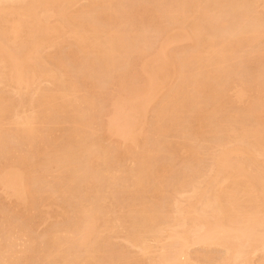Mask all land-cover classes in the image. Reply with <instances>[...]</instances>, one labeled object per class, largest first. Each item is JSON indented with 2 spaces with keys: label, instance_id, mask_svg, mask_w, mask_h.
<instances>
[{
  "label": "rangeland",
  "instance_id": "obj_1",
  "mask_svg": "<svg viewBox=\"0 0 264 264\" xmlns=\"http://www.w3.org/2000/svg\"><path fill=\"white\" fill-rule=\"evenodd\" d=\"M4 2H7L6 4L9 3V1L11 0H3ZM169 1V3H168ZM183 1H184V4H187L190 0H155V3H154V0H100V1H96L95 4H92L93 2H90L89 0H77L76 3L73 2L70 6V8H68L66 11L69 12H65L66 13V16L65 18L67 17L68 19H72L73 17H80L78 18V22H80V20H82V22H85V23H81V24H85L87 26H90V27H96L98 28V30H110L112 29L115 33L118 34V30L120 31L118 36L120 35L119 38H122V40H124V43H126V41H130L128 42V44L126 43L124 45L123 48H127V51L129 52H126L125 49H119L117 50V52L115 53L117 55V53H119V58L118 56L116 57V55L114 57H116L114 59V62H118L119 60H121V62L119 61V63H115V67L113 69H116V71H114L113 69L111 70V72H105V71H101L99 72L100 70H103V65L100 67L98 64H100L99 61L97 60H100L98 58V50H96V48H94L93 50H88L87 52H80L78 50V48L76 47L74 41H71L72 39L68 37V33L66 32L67 30H65V32L63 31L60 36H59V40L56 38V41L58 42V45L56 46H51V45H43L42 48L39 50L37 49V52L40 54L42 51V53L38 56L40 57H37V52H35V54L33 53L34 57H37L36 60H40V61H37L38 63L40 64H43L44 65V69L45 67L47 68V70L49 71H54L55 73V70L58 69L59 71H63V72H58L56 70V79L57 81L55 83L51 82V80L49 79L48 81H50V83L47 81L48 78L46 77H41L39 80H36V85H35V88L40 91L36 90L34 88V90H30V91H27L25 89H22V88H17L15 84L8 82H4L2 83V85L0 84V101H1V104L0 105H3V106H8V111L10 112H6L5 114H2L0 115V180H1V177L4 176L5 174L4 173H7L8 172H12V171H15V169H19L21 168V170L24 169L25 171V177H24V181H23V184H25L24 182H26V185H23L21 188L24 189L26 192H28L29 194L27 195L28 198H25V199H18L16 197V194L14 193H10L9 190H6L5 187L3 186V184L1 183L0 181V237L1 239L0 240H4L3 243H0V248H2V246H4L5 243V239L6 241L8 239H10L11 237H13V232L15 230H20V231H23L24 232V229H25V233H21V234H25V236L27 235L28 233V240L29 238L31 237L32 239H30L28 242L29 245L31 246V248L34 250L35 248H37L35 251H33L30 246H28L29 249H31V253H33V255H31V253H28L25 257H26V261H28V264H45L46 260V264H50L51 262H49L48 259H41L42 257L44 258L43 256V253L47 250V248H49L48 245H50V248H51V243L49 244L50 242V239L47 241V237L50 238V234H53L56 232L59 234V232H61V230L63 229H66V228H72L76 223V222H79V219H78V208L79 206L81 205V203H84L85 206L88 205L86 204V202L92 198H94V201L99 197L100 194H104L101 195V199L99 197V203H102V197L103 199L104 198H107V199H104V201H107L108 198H109V202L105 204L104 206V203L103 204H99L100 205V210L103 212V210L101 209V206H104L105 207H108L107 205H109V208L108 209H103L105 210L103 213L104 215H106L104 217L101 216V220H102V217L103 218H110V219H121V217L124 219H121V221L123 222L122 225H124L125 223H127L129 226V228H127V225L125 224L126 228H124V226L122 227L119 226L117 228V231L114 232H110L109 234L106 233L108 237H106V239H103V240H99L98 242H96V244L100 243L99 245H95L94 247H97L95 248V253L94 255V258L96 260H94L93 262H91L90 264H131V261L133 262L132 264H161V260L162 262H164V260H166V258L164 259V257H167V259H169V257H174L176 258V260L180 263H184L186 262L187 259H189V263L191 264H222V263H230V264H264V249L261 248V249H248L246 250L244 253V257L242 255V258H238V260H236V262H232L230 261L232 258H230V256L227 255L226 253V250L224 249V247H218V246H205V245H202V244H193L192 243V246L190 244V246L188 247L187 249V253H185L183 255V253H181L180 255V252H177L175 248L171 247L170 245H172V242H170V235H171V229L173 228V226L175 227V220L174 219H171V218H176V214H177V210L178 209H175L174 205L177 203V207L178 205L180 207H182V209H179L180 211L181 210H188V209H193L195 210L196 212V208L197 206L199 207V205H196V202L194 203L195 200L193 199H190V197L192 198L191 195H193L191 191H193L192 187L198 185L197 183H201V181H204L206 183H204L203 185L204 186H200L202 187V189H200L199 186H196V187H199V190H201V192H203V190L206 192L209 190L207 185L211 184L213 186V188L215 187V183H212L215 177V175H217V177H221L223 178V176H225L226 172L224 173L222 171V175L221 174H217V173H213L211 171V166L213 165V161H214V156L217 154V152L219 153L220 151V148H221V143H222V146L223 145H226L227 148H231L233 145L231 144V142L234 144V141L232 140H235V137H237L236 134L239 133L238 131V128L240 127L241 128V125H243L245 128H251L253 130V128H255L254 130H258L259 129V123L260 121H262V123L260 124L261 127H262V124L264 123V93L261 92V91H258L259 93L261 92V94L258 93L257 95V90L261 89V87L259 88V84H254V83H258L257 81H260V83L262 82V86L264 85V78L263 79H260L262 77H264V39H259L258 40H254V43L253 41L252 42H248V43H244L247 45H249V48L248 46H242L243 49H238L236 50V54L235 52L233 53L232 56H234V60L231 61L233 58L232 56L229 58L228 60V63L226 62V64L223 66V69H219L218 72H216L214 69L211 68V66L209 67V65H207L206 63H200L197 64L194 63L193 61L191 63H188L189 61H185V59H187L189 57L190 54H192L194 51L195 48L198 49L199 47H207L208 44L206 43H211L213 42L212 44L215 43V45L218 44V41H219V35L222 34L223 37H221V40L219 41L220 43L223 41L222 39L223 38H226L224 37L225 35L228 37V34L229 37L232 36V35H236L234 37L236 38H239L240 37V34H237V31L236 30V27L238 26H244V24L246 25L247 27V19L249 17L248 14L251 13V18H250V23H248L249 25L248 26H253L254 24V20L257 19L259 20V22L261 23L260 20L264 19V15L261 16V14H264V1L262 0H244V1H240L238 4H228L227 1H223L221 0L222 2H227L228 6L226 8H224L221 12H225L226 14L228 13L229 16H227L225 13L222 14L221 12H216V15L214 17V19L217 17V16H220V15H223L225 17H222L223 21L225 20H229L230 18H232L231 16L235 15V13H239L238 10H236L237 12H235V9H236V6L237 5H240L242 6L241 9H245L243 10V13L245 14H242V11L241 14H242V17H247L246 15H248L247 18H245L246 21H242L241 18H239L238 20L241 21L240 25L239 24V21L237 19L236 22L237 24H233L232 25V22L235 23V16H239V14H236L233 19H231V21H229V25L231 23V27H229L228 31L229 32H224L225 35L223 34V31H226L225 28L227 27V23L226 21L223 22L222 20L221 21H216L218 28L221 27V28H217V25H214V26H211V24H215V20L217 19H220L217 18L215 19L214 21H210V23H207L210 25L211 30H209L208 28H210L209 26H205L206 29L203 31H200V33H198L197 35H194V33L196 34V28L198 27V25H196L195 20L196 22H200L198 21L196 18L194 17H191L189 18H184V20H179L177 22H171V21H174V18L172 17V15L169 16V13H167V17H165L164 19V14L166 15V12L164 11V9L166 10L169 5L170 7L172 8L174 5H176L177 7V4H183ZM185 1H188L187 3H185ZM203 2L207 1L206 4H208L209 0H202ZM216 1H219L216 2ZM229 1V0H228ZM253 1H256V2H253ZM100 2V3H99ZM105 2V3H104ZM153 2V3H152ZM160 2L162 4H160ZM167 2V3H166ZM173 2V4H172ZM204 2V3H205ZM213 1L210 0L209 4L211 6L214 5L213 3L219 5L220 4V0H214V2L212 3ZM107 6H105L104 4ZM145 3V4H143ZM151 3V4H150ZM166 3V4H165ZM253 3H257V4H253ZM263 3V4H262ZM5 4V5H6ZM58 5L60 4V1L59 3H57ZM102 4V5H100ZM149 4V5H148ZM168 4V5H167ZM253 7H252V5ZM90 5V6H89ZM95 5V6H94ZM126 5V6H125ZM128 5V6H127ZM164 5V6H162ZM166 5V6H165ZM173 5V6H172ZM97 6V7H96ZM99 6V7H98ZM101 6V7H100ZM141 6V7H140ZM147 6V7H146ZM154 6V7H153ZM156 6V7H155ZM161 6V7H160ZM215 6V5H214ZM235 8H233V7ZM248 6V7H247ZM86 7V8H85ZM89 7V8H87ZM106 7V9H105ZM109 7V8H108ZM161 10H159L158 9ZM163 7V8H162ZM165 7V8H164ZM167 7V8H166ZM175 7V6H174ZM173 7V8H174ZM245 7V8H244ZM128 8V9H127ZM133 8V9H132ZM137 8L139 10H137ZM152 8V9H151ZM228 8V9H227ZM230 8V9H229ZM251 9L250 11H247L249 9ZM263 8V9H262ZM156 9V10H155ZM232 9V10H231ZM95 10V11H94ZM142 12H141V11ZM144 10V11H143ZM154 10V11H153ZM189 10V9H188ZM234 10V11H233ZM253 10V11H252ZM254 10L255 12H258V13H255L254 14ZM258 10V11H257ZM57 12V9L55 10ZM54 11V12H55ZM85 11V12H84ZM92 11V12H91ZM103 11V12H102ZM110 11V12H109ZM112 11V12H111ZM245 11L247 12V14L245 13ZM72 12V13H71ZM81 12V13H80ZM138 12V13H137ZM145 12V13H144ZM158 12L161 13V15L163 17H161L160 13L158 14ZM162 12H165L162 14ZM249 12V13H248ZM87 13V14H86ZM151 13V15H150ZM261 13V14H260ZM132 14V15H131ZM138 14V15H137ZM143 14V15H142ZM145 14V15H144ZM232 14V15H231ZM240 14V15H241ZM253 14V16H252ZM258 14V15H257ZM69 15V16H67ZM75 15V16H74ZM80 15V16H79ZM112 15V16H111ZM153 15V16H152ZM260 16V18H257L256 17ZM131 16V17H130ZM135 18H134V17ZM140 16V17H138ZM148 16V18H147ZM160 16V17H159ZM83 17V18H82ZM137 17V18H136ZM143 17V18H142ZM152 17V18H151ZM155 17V18H154ZM157 17V18H156ZM159 17V18H158ZM229 17V19H228ZM255 17V18H253ZM73 18V19H74ZM85 18V19H84ZM140 18V20H139ZM146 18V19H145ZM154 18V19H153ZM237 18V17H236ZM253 18V19H252ZM132 19V20H130ZM142 19V20H141ZM170 19V20H169ZM251 19H252V22H251ZM52 20L54 21V19H51L50 21L52 22ZM76 20V21H75ZM75 23H78L77 22V18H75ZM91 20V21H90ZM94 20V21H93ZM146 20V21H145ZM150 20V21H149ZM234 20V21H232ZM249 20V19H248ZM109 21V22H108ZM130 23H129V22ZM155 21V22H154ZM157 21V22H156ZM187 21V22H186ZM191 21V22H190ZM264 21V20H263ZM117 22H120V24L117 26ZM222 22V23H221ZM89 23L91 25H89ZM94 23H96L94 25ZM105 23V25H104ZM122 23V24H121ZM158 27H156V25ZM179 23V24H178ZM201 23V22H200ZM198 23V24H200ZM221 23V24H220ZM252 23V24H251ZM259 23V24H260ZM109 24V26L107 25ZM146 24V25H145ZM159 24V25H158ZM181 24V25H180ZM94 25V26H93ZM100 25L101 28L98 26ZM102 25H103V28H102ZM136 25V26H135ZM168 27H167V26ZM174 27H177V28H173ZM202 25H204V23H202ZM236 27H235V26ZM261 25V29L264 28V23L263 24H260ZM107 26V27H106ZM135 26V27H134ZM158 29H156L155 27ZM191 26V27H190ZM196 26V27H195ZM234 26V27H233ZM112 27V28H111ZM147 27V28H146ZM154 27V28H153ZM195 27V28H194ZM208 27V28H207ZM214 27H216V29L213 31ZM227 27V28H228ZM245 27V26H244ZM168 28V29H167ZM226 28V29H227ZM235 28V29H232ZM175 29V32L173 31ZM191 29V30H190ZM218 29V32L220 33H217L216 30ZM222 29V30H221ZM117 30V32H116ZM125 30V31H123ZM170 30V32H169ZM180 30L181 32H184V33H189L190 35H194V37H192L191 41H183V40H176V37L178 35H176V32ZM187 32H186V31ZM264 30V29H263ZM123 31V32H122ZM137 31V32H136ZM162 31V32H161ZM212 32V33H217V34H209L210 38L208 39L207 38V32ZM235 31V32H233ZM122 32V33H121ZM133 32V33H132ZM193 32V33H192ZM205 32V33H204ZM168 33V34H167ZM201 33H204L203 35ZM234 33V34H232ZM166 34H167V38H166ZM170 34V35H169ZM179 34V32H178ZM207 36H206V35ZM65 35V36H64ZM143 35V36H142ZM165 35V36H163ZM169 35V36H168ZM173 35V36H172ZM175 35V37H174ZM201 35V36H200ZM205 35V38H204V41H203V36ZM212 35V36H211ZM239 35V37H238ZM123 36H127L126 37V40L123 39L125 37ZM139 36V37H138ZM200 36V37H199ZM263 38H264V35H262ZM261 36V38H262ZM134 38L136 39L137 41H139V43H137V41L133 42V40H129L130 38ZM162 37V38H161ZM173 37V38H172ZM211 37H213V41L211 39ZM216 37L218 38V41H215L217 40ZM64 38V39H63ZM66 38H69V39H66ZM150 38V39H149ZM156 38V39H154ZM164 38V39H163ZM174 39L176 40L175 42L173 41L172 43H170L169 45H164L165 42H166V39ZM196 38V40H195ZM207 38V39H206ZM128 39V40H127ZM140 39V40H139ZM153 39V40H152ZM193 39H194V42H193ZM198 39V41H197ZM200 40V42H199ZM261 40V41H260ZM60 41V42H59ZM62 41V42H61ZM70 41V42H69ZM144 41L146 44H144ZM154 41V42H153ZM171 41V40H170ZM203 41V42H202ZM69 42V43H68ZM141 42V44H140ZM162 42H164V44H162ZM99 43V41H98ZM129 43L131 44L129 45ZM149 43V44H148ZM163 45L166 47V51L164 49H160L162 46H159L158 45ZM161 43V44H160ZM196 43V44H195ZM217 43V44H216ZM134 44V45H133ZM202 44H205V45H202ZM73 45V46H72ZM140 47H139V46ZM144 45V46H143ZM202 45V46H201ZM220 45V44H219ZM127 46H131L130 48H128ZM251 46V47H250ZM46 47V49H45ZM135 49H138L137 47H139V49L137 50V52H133L132 50L135 51V49H131V48H134ZM148 47V48H147ZM164 47V48H165ZM204 47V48H205ZM77 48V49H76ZM163 48V47H162ZM43 49V50H42ZM129 49V50H128ZM150 49V50H149ZM152 49V50H151ZM158 49L162 52V50H164L166 52V54L168 55V65H167V68L169 69V71L167 69L164 70V74L161 75V77L163 78V80H159V88L158 90H156V95H154V98L153 96L151 98V105H148L147 107V110L146 112L144 111L143 114V117L141 116L140 117V120L141 122H138L140 125L139 127L138 124L136 125V127L134 128V132L135 135H134V141L131 140V141H124L122 138L118 137V135H116L113 130L109 127L110 126V119L113 115V112H114V108H113V104L116 103V101L119 100L118 97L121 96V94H125L128 95V93H135L132 94L134 95L133 98H135L137 101H141L142 99L141 98V95L143 94V96H146L145 95V91H143V89L145 88L146 89V81L145 80V76L144 74L142 73L141 69L144 64L147 65L149 64V61H153V63L155 64L154 60L156 59V55L154 56L153 54H157L156 52L158 51ZM248 49V50H247ZM77 50V51H76ZM168 50V51H167ZM243 50V51H241ZM132 51V52H130ZM142 51V52H140ZM239 51V52H238ZM34 52V51H33ZM72 52V53H71ZM89 52V53H88ZM91 52V54H90ZM138 52H140L139 54H137ZM146 52V53H145ZM182 52V53H180ZM249 52V53H248ZM79 53V54H78ZM122 53V54H120ZM127 53V54H126ZM135 53V54H134ZM159 53V52H158ZM240 53V54H238ZM78 56H77V55ZM126 54V55H125ZM151 54V55H149ZM160 54V53H159ZM176 54V55H175ZM262 54V55H261ZM30 56L32 54H29ZM72 55V56H71ZM87 55V56H86ZM93 55V57H92ZM153 55V56H152ZM181 55V56H180ZM83 56V57H82ZM96 56V58H95ZM124 56V57H123ZM129 56V57H128ZM152 56V57H151ZM158 56V55H157ZM185 56V57H184ZM32 57V56H31ZM50 57V58H49ZM121 57V59H120ZM151 57V58H150ZM153 57H154V60H153ZM179 57V58H178ZM45 58V60H44ZM54 60H53V59ZM80 58V59H79ZM124 58V59H123ZM128 58V59H127ZM60 59V60H59ZM93 59V61H92ZM117 59V60H116ZM147 59V60H146ZM150 59V60H148ZM178 59V61H177ZM239 59V60H238ZM44 61V62H41ZM81 60V61H80ZM124 60V61H123ZM136 60V61H135ZM157 60V59H156ZM171 60V62L169 61ZM175 60V61H174ZM259 60V61H258ZM95 61V62H94ZM127 63H126V62ZM59 62V63H58ZM91 64H90V63ZM196 62V61H195ZM95 63V65L93 64ZM136 63V64H135ZM177 63V65H176ZM184 63V64H183ZM246 63V64H245ZM259 63V65H257ZM55 64V65H54ZM64 64L66 66H64ZM118 64V65H117ZM124 64V65H123ZM129 64V65H128ZM141 64V65H140ZM171 64H173L171 66ZM262 64V65H261ZM70 65V66H69ZM100 67L101 69L99 70V68L96 67ZM139 65V66H138ZM151 65V64H150ZM153 65V64H152ZM182 65V67H181ZM185 65V66H184ZM200 65V66H199ZM204 65V66H203ZM261 65V67H259ZM92 66L94 68V70L92 69ZM121 68H120V67ZM176 66V67H175ZM193 66V67H192ZM260 68V70H257V67ZM57 67V68H56ZM83 67H85L83 69ZM89 67V68H88ZM172 67V68H171ZM174 67V68H173ZM184 67V68H183ZM188 67V68H187ZM200 67V68H199ZM209 67V68H208ZM253 67V68H252ZM263 67V68H262ZM55 68V70H54ZM97 68V69H96ZM120 68V69H118ZM181 68V69H179ZM190 68V69H189ZM193 68V69H192ZM255 68V69H254ZM83 69V70H82ZM93 72H92V70ZM179 69V70H178ZM188 69V70H187ZM192 69V70H191ZM198 69V71H197ZM200 69V70H199ZM46 70V69H45ZM97 70V71H96ZM176 72H175V71ZM188 72H187V71ZM247 70V71H246ZM255 70V71H254ZM98 73H96V72ZM113 71V72H112ZM125 71V72H124ZM195 71V72H194ZM211 71V72H210ZM235 71V72H234ZM237 71V72H236ZM254 71V72H253ZM256 71H257V74H258V71L260 72L258 75L256 74ZM262 71H263V74H262ZM83 72V73H82ZM106 74V76L103 74ZM165 72L167 73L165 75ZM182 72V73H181ZM185 72V73H184ZM203 72V73H202ZM213 74V75H211ZM214 72L217 74V76L214 74ZM252 72V73H251ZM87 73V74H86ZM101 73V74H100ZM177 73V74H176ZM198 73V74H197ZM221 73V75H220ZM67 77H65L66 75ZM108 74V75H107ZM114 74V75H113ZM180 74V75H179ZM253 74V76L251 75ZM254 74H255V79H254ZM262 74V75H260ZM64 75V76H63ZM70 75V77H69ZM143 75V76H142ZM177 75V76H176ZM191 75V76H190ZM204 75V77H203ZM220 75V77H219ZM234 75V76H233ZM260 75V76H259ZM112 76V77H111ZM179 76V77H178ZM259 76V79L258 77ZM63 80H62V78ZM84 77V78H83ZM87 77V78H86ZM160 77V76H159ZM210 79H209V78ZM253 77V78H252ZM44 78V79H42ZM46 78V80H45ZM61 78V80H60ZM69 78H71L69 80ZM121 78V79H120ZM183 78V79H182ZM189 78V79H188ZM204 78V79H203ZM208 78V80H207ZM219 78V79H218ZM231 78V79H229ZM248 78V80H247ZM82 79V80H81ZM185 79V80H184ZM228 79V80H227ZM234 81H231L233 80ZM254 79V81L252 80ZM258 79V80H257ZM64 80H68L70 82H72L71 80H73L72 83H75L76 86H78V90L79 92L77 93V95H79L78 97L83 100V102L81 100H79L76 104V108L77 109H72V108H63L64 110H62L61 112L59 111H50L47 112L46 110L44 111L43 109H45V106L43 107L44 103L43 101L45 100V98H49V97H54L56 96V98L58 97L59 94L58 91H63V90H67V88L65 89L66 86H69V82H65ZM180 80V81H179ZM237 80V81H236ZM257 80V81H256ZM61 81H63L62 83H60ZM82 81V82H81ZM84 81V82H83ZM121 81H123L121 83ZM138 81V82H137ZM192 81V82H191ZM206 81V82H204ZM213 85H212V83ZM221 81V82H219ZM226 81V82H225ZM249 81H253V84L252 82L249 83ZM42 82V83H41ZM144 82V83H143ZM229 82V83H228ZM238 82V83H237ZM244 82V83H243ZM9 83V84H8ZM60 83V84H58ZM64 83V84H63ZM86 83V84H85ZM191 83V84H190ZM193 83V84H192ZM206 83V85L204 84ZM209 83V85H208ZM231 83V84H230ZM41 84V85H40ZM121 84V85H120ZM200 84V86H199ZM202 84V86H201ZM224 84V85H223ZM55 85V86H54ZM60 88H58L59 86ZM124 85V87H123ZM145 85V86H144ZM186 85L188 87H186ZM197 85V86H196ZM219 85V87H218ZM232 85V86H231ZM247 85V86H246ZM256 85V87H255ZM10 86V87H9ZM37 86V87H36ZM239 86V87H238ZM120 87H123L120 88ZM183 87V88H182ZM190 87V88H189ZM210 87V88H209ZM215 87V88H214ZM224 87V88H223ZM4 88V89H2ZM58 88V89H57ZM189 88V89H188ZM195 90H194V89ZM198 88H201V89H198ZM206 88V89H205ZM242 88V89H241ZM23 91H22V90ZM54 89V90H53ZM61 89V90H60ZM117 89V90H116ZM127 89V90H126ZM130 89V91H129ZM142 89V90H141ZM186 89V90H185ZM205 89V90H204ZM225 89V91H224ZM246 89V90H245ZM255 89V91H254ZM124 90V91H123ZM141 90V91H140ZM178 90V91H177ZM208 90V91H207ZM213 90V92H211ZM216 90V91H215ZM237 90V91H236ZM245 90V92H244ZM262 90V89H261ZM45 91V92H43ZM52 91V92H51ZM83 91V92H82ZM120 91V92H119ZM129 91V92H128ZM133 91V92H132ZM135 91V92H134ZM136 91H138L137 93V96H136ZM202 91V92H201ZM218 91H220L218 93ZM242 91V93H241ZM263 91H264V86H263ZM22 92V93H21ZM24 92V94H23ZM101 92V93H100ZM142 92V94H141ZM171 92V94H170ZM181 92V93H180ZM197 92V93H196ZM200 92V93H199ZM207 92V93H206ZM215 92V96L213 97V94L211 93H214ZM225 92V94L223 93ZM3 93V94H2ZM38 93V94H37ZM121 93V94H120ZM155 93V92H154ZM159 93V94H158ZM193 93V94H192ZM218 93V94H217ZM222 93V94H221ZM239 93H241L239 95ZM255 93V94H254ZM88 94V95H87ZM101 94V95H100ZM124 94V95H125ZM172 94L174 96V94L176 96H174L177 100H176V103H178L177 101H179V107H175L173 108L172 112H175V115L174 114H171L173 116H171L172 120L169 122L168 118V115L167 117L165 118V114L166 112L168 111H165L164 109H162L161 111H163V115L161 117V119L163 118V121L164 123H166L165 125L167 126L166 130L165 128H159L157 129V125L155 126L154 124H156L158 122L157 117H156V113L159 112L160 108H164L166 105V102L167 103H171V100H172ZM204 94V95H203ZM212 95L210 97V95ZM263 94V95H262ZM32 95V96H31ZM54 95V96H52ZM153 95V94H152ZM159 95V96H158ZM208 95V96H207ZM226 95V97H224ZM257 95V96H256ZM22 96V97H21ZM137 98H136V97ZM140 96V97H139ZM182 96L184 98H182ZM260 98H259V97ZM3 97V98H2ZM24 97V98H23ZM93 97V98H92ZM164 97V98H162ZM169 97V98H168ZM173 97V98H174ZM179 97V98H178ZM187 97V99H186ZM22 98H23V101H22ZM29 100H28V99ZM33 98V99H31ZM40 100H39V99ZM55 98V97H54ZM95 98V99H94ZM118 98V99H117ZM144 98V97H142ZM171 98V100H170ZM174 98V99H175ZM192 98V99H191ZM210 98V99H209ZM215 98V99H214ZM219 98V99H217ZM260 99L259 102L256 100ZM32 102H31V100ZM96 101H94V100ZM139 99V100H138ZM168 99V100H167ZM173 99L172 102H174L175 100ZM180 99V100H179ZM182 99V100H181ZM185 99V101L183 100ZM212 99V100H211ZM216 99H217V102H216ZM254 99V100H253ZM4 100V101H3ZM11 100V101H10ZM25 100V101H24ZM162 100H164L162 102ZM188 102H187V101ZM212 102H211V101ZM27 101V103H26ZM42 101V102H41ZM81 101V102H80ZM87 101V102H86ZM90 101L92 102L91 104H87V103H90ZM220 101V102H219ZM3 102L5 104H3ZM7 102V103H6ZM31 102V103H30ZM86 102V103H85ZM161 102V103H160ZM198 102V103H197ZM211 102V103H210ZM213 102H215V104H213ZM249 102V103H248ZM255 105H254V103ZM257 102V103H256ZM25 103V104H24ZM30 103V104H29ZM43 103V104H42ZM86 106H84L83 105ZM169 103V104H170ZM175 103V102H174ZM181 103V104H180ZM218 103L220 105H218ZM261 103V104H259ZM263 103V104H262ZM33 104V105H32ZM40 104V105H38ZM93 104V105H92ZM101 104V105H100ZM160 105V106H157V105ZM163 104V105H162ZM172 104V103H171ZM170 104V105H171ZM203 104V105H202ZM213 104V105H212ZM224 104V105H223ZM256 104H258V106H256ZM35 105V106H34ZM37 105V106H36ZM91 105V106H90ZM162 105V106H161ZM169 105V108H171ZM193 105V106H191ZM210 105V106H209ZM216 108H214L215 106ZM254 105V106H252ZM15 106V107H14ZM20 106V107H19ZM25 106V107H24ZM31 106V107H30ZM42 106V107H41ZM80 108H79V107ZM83 106L84 109H81ZM168 106V105H166ZM213 108L214 109H211L209 111L210 108ZM250 106V107H249ZM252 106V108H251ZM260 106V107H259ZM263 106V108H262ZM28 107V108H27ZM88 107V108H87ZM258 107V108H257ZM16 108V109H15ZM86 108V109H85ZM92 110L90 111L89 110ZM95 110H93V109ZM159 108V109H158ZM167 108V107H166ZM165 108V109H166ZM188 108V109H187ZM219 108V109H218ZM224 108V109H223ZM251 110H250V109ZM260 108V110H259ZM31 109V110H30ZM34 109V110H33ZM69 109V111H68ZM90 111H88V110ZM216 109V110H215ZM218 109V110H217ZM255 109L258 111H255ZM262 109V110H261ZM14 110V111H13ZM155 110V112H154ZM250 110V112L248 111ZM12 111V112H11ZM38 111V112H37ZM43 111V112H42ZM75 111V112H74ZM88 111V115H84L86 114V112ZM157 111V112H156ZM170 111V110H169ZM209 111V112H208ZM247 111V113H246ZM251 111H254L251 112ZM19 112V113H18ZM35 112V113H34ZM74 112V113H73ZM85 112V113H84ZM109 112V113H108ZM153 112V113H152ZM202 114H200V113ZM206 112V113H205ZM208 112V113H207ZM257 112V114H256ZM13 113V114H12ZM77 113V114H76ZM169 113V112H168ZM177 113V114H176ZM222 113V114H221ZM246 113V114H245ZM254 115H253V114ZM32 114V115H31ZM36 114V115H35ZM70 114V115H69ZM179 114V115H178ZM197 114V115H196ZM203 114H204V117L205 119H202L203 117ZM213 114V115H212ZM242 114V115H241ZM244 114V115H243ZM249 114V116H248ZM261 114V115H260ZM8 115V116H7ZM28 117H32L34 116L35 120H34V125H32L33 127V130L36 131L35 132V136L33 135V138H29L27 140V138H17L15 137V133L17 132V129L18 131L21 129V124L22 123V119H26L27 116ZM31 115V116H30ZM76 115V116H75ZM199 115V116H198ZM207 115V116H206ZM210 115V116H208ZM252 115V116H250ZM10 116V118H9ZM36 116V117H35ZM40 116V117H39ZM60 116V117H59ZM82 116H83V120H82ZM88 116V117H87ZM96 116V117H95ZM108 116V117H107ZM145 116V117H144ZM175 116V117H174ZM176 116L178 118H176ZM197 116V117H196ZM201 116V117H200ZM212 116V117H211ZM240 116V117H239ZM245 116V118H244ZM256 116V117H255ZM22 117V119H20ZM25 117V118H24ZM38 117V118H37ZM73 117V118H72ZM81 117V119H79ZM87 117V118H86ZM193 117V118H192ZM214 117V118H213ZM239 117V118H237ZM4 118V119H2ZM78 118V119H77ZM165 118V119H164ZM200 118V119H199ZM207 118V120H206ZM236 118V119H234ZM256 118V119H254ZM6 119V120H5ZM11 119V120H9ZM74 119V122L72 121H69ZM91 119V120H90ZM124 119V117H123ZM153 119V121H152ZM167 119V120H166ZM215 119V121H214ZM228 119V120H227ZM230 119V121H229ZM244 119V120H243ZM5 120V121H4ZM16 120V121H15ZM182 120V121H181ZM198 120V121H197ZM205 120V121H204ZM210 120V121H209ZM239 120V121H238ZM258 122H257V121ZM3 121V122H2ZM20 121V122H19ZM91 123L93 127H91V125H88V126H84L83 127V124L85 123ZM96 121V122H95ZM150 121V122H149ZM157 121V122H156ZM219 121V122H218ZM228 121V122H226ZM254 121V122H253ZM17 122V123H16ZM67 122V123H66ZM78 122V124H77ZM93 122V123H92ZM95 122V123H94ZM176 124L174 127L172 125H174V123ZM181 122V123H180ZM184 122V123H183ZM198 122V123H197ZM212 122V124H211ZM214 122V123H213ZM230 122V123H229ZM245 122V123H244ZM251 124H249V123ZM16 123V124H15ZM87 123V124H88ZM125 123V122H124ZM144 123V125H143ZM169 123V124H168ZM234 123V124H233ZM238 123V124H237ZM18 124V125H17ZM81 124V125H80ZM97 124V125H96ZM153 124V126H151ZM180 124V125H179ZM257 124V125H256ZM20 125V126H19ZM74 125V126H73ZM95 125V127H94ZM107 125V127H106ZM168 125L170 127H168ZM178 125V126H177ZM189 125V126H188ZM196 125V126H195ZM226 125H229V127H232L234 131H237V132H234L231 131L232 128H228ZM233 125V126H232ZM236 125V126H235ZM237 125L239 127H237ZM249 125V126H248ZM71 126V127H70ZM76 126V127H75ZM90 126V128H89ZM142 126V127H141ZM146 126V127H145ZM182 126V127H181ZM226 126V128H225ZM234 126L236 128H234ZM242 126V127H243ZM255 126V127H254ZM44 127V128H43ZM79 127V128H78ZM87 127V128H86ZM156 129L157 133H155L156 131L153 130V129ZM176 127V128H175ZM203 127V128H202ZM257 127V128H256ZM4 128V129H3ZM20 128V129H19ZM71 128V129H70ZM89 128V129H88ZM107 128V129H106ZM137 128H139L138 131H140L139 133L140 134H137L138 131L136 130ZM170 128V129H169ZM224 128V129H223ZM239 128V130H240ZM249 128V129H250ZM92 129V130H91ZM96 129V130H95ZM152 131H150V130ZM165 130V131H161V130ZM192 129V130H191ZM197 129V130H195ZM202 129V130H201ZM209 129V130H208ZM261 129V128H260ZM2 130V131H1ZM16 130V131H15ZM71 130V131H70ZM136 130V131H135ZM144 130V131H143ZM169 130V131H168ZM172 130V131H171ZM228 130V131H227ZM41 131V132H40ZM47 131V132H46ZM74 131V132H72ZM93 131V133H92ZM155 131V132H154ZM192 131V132H191ZM217 131V132H216ZM223 131V132H222ZM230 131L235 134L233 135L232 133H230ZM76 132V133H75ZM97 132V133H96ZM133 132V134H134ZM161 132V133H160ZM163 132V133H162ZM173 132V133H172ZM183 132V133H182ZM215 132V133H214ZM229 132V133H227ZM3 133V134H2ZM14 133V134H13ZM149 133V134H148ZM153 133V134H152ZM179 133V134H178ZM10 137H9V135ZM93 134V135H92ZM172 134V135H171ZM229 134V135H228ZM232 134V135H231ZM97 135V136H96ZM137 135V136H136ZM151 137H149V136ZM223 135V136H222ZM6 136V137H5ZM38 136V137H37ZM42 136V137H41ZM91 136V137H90ZM157 136V137H156ZM4 137V138H3ZM233 137V138H232ZM41 138V139H40ZM47 138V139H46ZM133 138V137H132ZM231 138V139H230ZM264 138V137H263ZM34 139V140H33ZM82 139V140H81ZM94 139V140H93ZM96 139V140H95ZM223 141H222V140ZM23 140V141H22ZM31 140V141H30ZM64 140V141H63ZM79 140V142H78ZM84 140V142H83ZM229 140H231L229 142ZM13 141V142H12ZM16 141V142H14ZM26 143H25V142ZM29 141V142H28ZM37 143H36V142ZM87 141V142H86ZM89 141V142H88ZM142 141V143H141ZM156 141V143H154ZM222 141V142H221ZM7 142V143H6ZM22 142V143H21ZM67 144H66V143ZM96 144H95V143ZM119 142V143H118ZM139 142V143H138ZM226 142V143H225ZM21 143V144H20ZM69 143V144H68ZM73 143V144H72ZM85 143V144H84ZM116 143V144H115ZM118 143V144H117ZM230 143V144H229ZM8 144V145H7ZM15 144V145H14ZM30 144V145H29ZM97 146H95V145ZM126 144V145H125ZM129 144V145H128ZM142 144V145H141ZM166 144V145H165ZM216 144V145H215ZM218 144V145H217ZM220 144V145H219ZM228 144V145H227ZM14 146V147H11L13 149L16 150V154L14 155H9L7 153V149L10 148L9 146ZM39 145V146H38ZM74 145V146H73ZM83 145H85V147H92L94 146L93 148L95 150H93L91 152V154H89L90 152L86 153L88 154L87 157L85 156L86 154L83 152L84 148L82 149ZM116 148H115V146ZM133 145V146H132ZM141 145V146H140ZM215 145V146H214ZM8 146V147H7ZM81 146V149H82V152L80 153V149L79 147ZM120 146V147H119ZM132 146V147H131ZM138 146V148H137ZM220 146V147H219ZM225 146V147H226ZM18 147V148H17ZM51 147V148H50ZM71 147V148H70ZM96 147V148H95ZM108 147V148H107ZM110 147V148H109ZM140 147V148H139ZM144 147V148H143ZM151 147V148H150ZM18 150H17V149ZM21 148V149H20ZM53 148V149H52ZM62 148V149H61ZM68 150H67V149ZM76 148V149H75ZM78 148V150H77ZM99 148V149H98ZM105 148V150H104ZM126 148V149H124ZM141 148L143 150H141ZM147 148V149H146ZM149 148V149H148ZM165 148V149H164ZM5 149V150H4ZM24 149V150H23ZM108 149V150H106ZM112 149V150H111ZM123 149V150H122ZM130 149H131V153H130ZM140 149V150H139ZM26 150V151H25ZM58 150V151H57ZM60 150V151H59ZM69 150H73V151H76L77 152V156H80L77 158V161L76 163L78 164V166H81L84 170L85 166L86 165L87 169L89 170L87 173H85V175L79 179V181L77 182L76 184V187L73 186V188L71 189V192L69 191V188L68 186L65 185V181L63 182V179L65 180L67 176H64L66 173H63V171L60 172L61 170V167L58 165V163H56L57 161L59 162V160L61 159L62 160V156L60 154H63L65 151L66 152H69ZM103 150V151H102ZM127 150V151H126ZM133 150V152H132ZM149 152H148V151ZM151 150V151H150ZM171 150V151H170ZM217 150V151H216ZM25 151V152H24ZM29 151V152H28ZM52 151V152H51ZM97 151V152H96ZM100 151V152H99ZM164 151V152H163ZM194 151V152H193ZM197 151V152H196ZM208 151V152H207ZM215 151V152H214ZM3 152V154H2ZM5 152V153H4ZM45 154H44V153ZM59 152V153H58ZM63 152V153H62ZM107 152V153H105ZM110 152V154H109ZM129 152V153H126ZM146 152V153H145ZM155 152V153H154ZM193 152V153H192ZM79 153V154H78ZM96 153H101V155H103L102 157L99 156V155H95ZM105 153V154H104ZM138 153V154H137ZM141 153V154H140ZM143 153V154H142ZM7 154V155H6ZM20 154V155H19ZM26 156H25V155ZM37 154V155H36ZM65 154V153H64ZM81 154H84L85 156V159L82 158L84 156H81ZM94 154V155H93ZM109 154V155H108ZM112 154V155H111ZM130 154V155H129ZM132 154V155H131ZM153 154H154V157H153ZM23 155V156H22ZM39 155V156H38ZM55 155L57 156V160L56 158L53 159V157H55ZM58 155H59V158H58ZM91 155H93L94 157H90ZM105 155V156H104ZM140 155V156H139ZM38 156V157H37ZM48 156V157H47ZM98 156V157H97ZM126 156V157H125ZM22 157V158H21ZM26 157V158H25ZM31 157V158H30ZM35 157V158H34ZM51 157V159H50ZM99 161H97L98 159ZM142 157V158H141ZM213 157V158H212ZM36 160H34V159ZM42 158V159H41ZM45 158V159H44ZM47 158V159H46ZM81 158V159H79ZM87 158V159H86ZM91 158V159H90ZM95 158V159H94ZM110 158V159H109ZM193 158V159H191ZM242 160H245V161H249V159L246 157V156H242L240 157ZM239 158V159H240ZM246 158V159H244ZM31 159V160H30ZM44 159V160H43ZM90 159V160H89ZM108 159V160H107ZM113 159V160H112ZM144 159V160H143ZM240 159V160H241ZM17 160V161H15ZM23 161V163H20V161ZM30 162H29V161ZM39 160V161H38ZM47 160H50V161H47ZM54 160L53 164H52V161ZM60 160V161H61ZM94 160V161H93ZM103 160V161H102ZM136 160V161H135ZM239 160V161H240ZM242 160L240 162H242ZM28 161V162H27ZM38 161V162H37ZM47 161V162H45ZM56 161V162H55ZM90 163H88V162ZM117 161V163H116ZM133 161V162H132ZM141 161V162H140ZM244 161V162H245ZM35 162V163H34ZM45 162V163H44ZM51 162V163H50ZM81 162V164H80ZM86 162V164H85ZM108 162V163H107ZM130 162V163H129ZM155 162V163H154ZM171 162V163H170ZM211 162V163H210ZM243 162V163H244ZM25 163V164H24ZM39 163V164H38ZM50 163V165H49ZM111 163V165L109 164ZM123 165H122V164ZM136 163V164H135ZM143 163V165H142ZM170 163V164H169ZM246 163L248 164V166L246 165ZM258 163L261 164V166H263L264 168V158H260L258 159ZM33 164H37V165H33ZM44 164V165H43ZM57 164V166H55ZM84 164V165H83ZM88 164V165H87ZM102 164V165H101ZM161 164V165H160ZM246 165V169L248 168L247 171L248 174L252 175V173H254V167L250 166L248 162H245L244 163ZM21 165V166H20ZM28 165V167H27ZM42 165V166H40ZM83 165V166H82ZM90 165V166H89ZM103 166L100 168V170L98 171L99 168H97L98 166ZM108 165V166H107ZM125 165V166H124ZM137 165V166H136ZM144 165H146L144 167ZM210 165V166H209ZM13 166V167H12ZM35 166V167H34ZM94 166V167H93ZM99 166V167H100ZM105 166V167H104ZM112 166L114 167L112 169ZM116 166V168H115ZM128 166V167H127ZM143 166V167H141ZM194 166V167H193ZM199 166V167H198ZM23 167V168H22ZM59 167V168H58ZM125 167V168H124ZM137 167V168H136ZM140 167V168H139ZM161 167V169H160ZM164 167H167V170L166 168L165 171H163ZM14 170H13V169ZM35 168V169H34ZM43 168V169H42ZM46 168V169H45ZM105 168H107L105 170ZM136 168V169H133ZM141 171H139V169ZM142 168V169H141ZM145 170H144V169ZM253 168V169H251ZM3 169H5L3 171ZM26 169V170H25ZM38 169V170H37ZM48 169V170H47ZM85 169V172L86 170ZM132 169V171H134V173H132V171H130ZM210 169V172H212V174L209 172ZM251 169V170H249ZM30 170V171H29ZM101 170H104L106 172L103 173V171ZM109 170V172H108ZM135 170L138 171L136 172L137 174L135 175ZM142 170L144 172H142ZM173 172H172V171ZM175 170V171H174ZM27 171V172H26ZM32 171V172H31ZM35 171V172H34ZM40 171V172H39ZM95 171L97 172H100V173H95ZM112 171V172H111ZM116 174H113L115 172H117ZM251 171V172H250ZM110 172H111V176L110 175ZM131 173V176H130V173ZM140 172V174H139ZM34 175H33V174ZM37 173V174H36ZM61 173H63L62 175V178H61ZM93 173V174H92ZM95 173V174H94ZM142 173V174H141ZM158 173V174H157ZM187 173V174H186ZM200 173V174H199ZM30 176H29V175ZM33 176H32V175ZM60 174V175H59ZM106 175L108 174L106 177H104L105 181L107 180V182H105L104 180H98L100 178H102L103 176L102 175ZM145 174V177L143 176ZM161 174V175H160ZM224 174V175H223ZM37 175V176H36ZM93 176L92 177H89V176ZM96 175H101L100 178H97L95 177ZM114 175V176H113ZM133 175H135L134 177H136L137 175L138 176H141V184L139 183V186L140 188H138V186H134L135 184H128L130 179H134V177H132ZM147 175V177H146ZM167 175V176H166ZM182 175V176H181ZM221 175V176H220ZM24 176V174H23ZM28 176V178H27ZM64 176V177H63ZM146 179H144L143 177ZM158 176V177H157ZM40 177V178H39ZM50 177V178H49ZM92 181H89L90 179ZM107 177H111L112 179H114L113 181H116L118 183H116V186H114V183H110V181L112 179L110 178H107ZM114 177H118L117 179L114 178ZM132 177V178H131ZM156 177V178H155ZM168 177V178H167ZM171 177V178H170ZM184 177V178H183ZM215 177V178H217ZM127 178V180L125 179ZM140 178V177H139ZM148 178V179H147ZM155 178V180H154ZM159 178V179H158ZM165 178V179H164ZM192 178V179H191ZM195 178V180H194ZM197 178V179H196ZM207 178H211L210 180ZM28 181H26V180ZM61 179V180H60ZM83 179V180H82ZM87 179V182L83 183L84 181H86ZM89 179V180H88ZM95 179V181H94ZM97 179V181H96ZM116 179V180H115ZM145 180L144 184H143V181ZM152 179V181H151ZM158 179V180H156ZM169 179V180H168ZM185 179L188 181H185ZM204 179H206L207 181H205ZM221 179V178H220ZM42 180V181H41ZM53 180V181H52ZM162 182H161V181ZM180 180V181H179ZM193 180V181H192ZM40 181V183H39ZM44 181V182H43ZM106 183L109 188L107 189L106 188V184H103V182ZM112 181V182H113ZM125 185L127 186H123V182ZM169 181V182H168ZM180 183H179V182ZM182 181V182H181ZM185 181V182H184ZM190 181V182H189ZM197 181V182H196ZM52 182V183H51ZM61 182V183H60ZM92 182V183H91ZM101 182V183H100ZM127 182V183H125ZM160 182V183H159ZM184 182V183H183ZM188 182V183H186ZM211 182V183H210ZM28 183V184H27ZM39 183V185H38ZM90 185H89V184ZM121 183H122V186L121 187ZM132 183V182H130ZM134 183V182H133ZM176 183V184H175ZM194 183V185L192 186V184ZM64 184V185H63ZM94 184V185H93ZM100 184V186H99ZM143 184V185H142ZM147 184V185H146ZM175 184V185H174ZM186 185V188L184 187ZM206 184V185H205ZM54 185V186H53ZM81 187H80V186ZM96 185V186H95ZM102 185H105V187H103ZM129 185V186H128ZM145 185V186H144ZM217 185V184H216ZM25 186V187H24ZM41 186V187H40ZM62 186V187H61ZM93 186V188H92ZM115 189H114V187ZM167 186V187H166ZM180 186V187H179ZM192 186V187H191ZM206 186V188H204ZM28 187V188H27ZM45 187V188H43ZM61 187V188H60ZM64 187H66L64 189ZM96 187H102L103 189L106 188V190L103 191L102 193H100L101 191L100 188L99 190H96V193L95 195L93 194L94 193V190L96 189ZM113 187V188H112ZM125 187V188H124ZM136 187V188H134ZM153 187V189H152ZM182 187V188H181ZM195 187V188H196ZM26 188V189H25ZM63 188V190H62ZM68 188V189H67ZM88 188V189H87ZM113 191H110L109 189H111ZM121 188V189H120ZM124 188V189H123ZM130 190H129V189ZM132 188H134V190L136 191V189L138 188L140 191L139 193V190L137 189V191L135 192ZM162 188V189H161ZM168 188V189H167ZM185 188V189H184ZM188 188V189H187ZM194 188V189H195ZM204 188V189H203ZM4 189V190H3ZM28 189V190H27ZM58 189V190H57ZM98 189V188H97ZM155 189V190H154ZM66 190V193H64L63 191ZM73 190V191H72ZM76 190V191H75ZM88 190V191H87ZM144 190V191H143ZM146 190V191H145ZM154 190V191H153ZM56 193H55V192ZM98 191H99V195H98ZM123 191V192H122ZM132 191V192H131ZM184 191V192H183ZM21 192V190L18 191L17 194H19ZM60 192V193H59ZM68 192V193H67ZM86 192V193H85ZM113 192V193H112ZM138 192V193H137ZM144 192V193H143ZM156 192V193H155ZM168 192V193H167ZM171 192V193H170ZM176 192V193H175ZM180 192V193H179ZM205 192V193H206ZM46 193V194H45ZM50 193V194H49ZM73 193V194H72ZM88 193V194H87ZM112 193L110 196L109 194ZM120 193V194H119ZM133 193V194H132ZM136 193V194H135ZM150 193V194H149ZM161 193V194H160ZM174 193V194H173ZM178 193V194H177ZM183 193V194H182ZM190 193V194H189ZM57 194V195H56ZM133 196H132V195ZM108 195V196H107ZM128 195V196H126ZM138 195V196H137ZM143 195V196H142ZM153 195V196H152ZM26 196V197H27ZM46 196V197H45ZM58 196V197H57ZM64 196V197H63ZM91 196V197H90ZM160 196H162L160 198ZM180 196V197H179ZM205 196V195H204ZM202 196V197H204ZM68 197V198H67ZM75 197V198H74ZM97 197V198H96ZM116 197V199H114ZM152 197V198H151ZM159 197V198H158ZM199 198V200L201 201V199H204V201L202 200V202L200 203L201 205L200 206H205V203H206V199L205 198ZM39 198V199H38ZM53 198V199H52ZM60 198V199H59ZM78 198V199H77ZM112 198V199H111ZM120 198V199H119ZM135 198V199H134ZM169 198V199H168ZM181 198V199H179ZM188 201H187V199ZM73 199V200H72ZM87 199V200H86ZM139 199V200H138ZM142 199V200H141ZM176 199V200H175ZM189 199L191 201H189ZM27 200V201H26ZM93 200V199H92ZM122 200V201H121ZM127 200V201H125ZM133 200V202H132ZM172 200V201H171ZM179 200V201H178ZM75 201V202H74ZM86 201V202H85ZM93 201V202H94ZM115 201V202H114ZM117 201V202H116ZM130 201L132 202V204L130 203ZM139 201V202H138ZM189 203H187V202ZM193 201V203H191ZM92 204H95L97 205V202L93 203ZM142 202V203H141ZM184 202V203H183ZM205 202V203H204ZM88 203V202H87ZM90 203V202H89ZM110 203V204H109ZM114 204V206H112ZM127 203V204H126ZM136 203V209L135 207L133 206L134 204ZM181 203V204H180ZM22 204V205H21ZM60 204V205H59ZM78 204V205H77ZM82 204V205H84ZM123 204V205H122ZM143 204V205H142ZM188 204V205H187ZM195 204V206H194ZM197 204H199L197 202ZM118 205V206H117ZM167 205V206H166ZM172 205V206H171ZM187 205V206H186ZM93 206V205H92ZM90 206V207H92ZM129 206V207H128ZM140 206V208H139ZM143 206V207H142ZM186 207V208H183ZM191 206V207H190ZM194 206V207H192ZM34 207V208H32ZM77 207V208H76ZM94 207V206H93ZM92 207V208H93ZM114 207V208H112ZM123 209H122V208ZM150 211L146 209V208ZM112 208V209H111ZM134 208V209H133ZM155 208L157 209L155 211ZM188 208V209H187ZM205 211V208L204 207H201V211L202 210ZM95 209H98L99 210V206ZM94 209V210H95ZM126 209V210H125ZM139 209V210H138ZM145 211H143V210ZM155 212H153V210ZM174 209H175V214H173L174 212ZM108 210V211H107ZM116 210H118V212H116ZM136 211L134 213H137L138 214V211L141 210V212H143L144 214L148 213V217L145 215H142L143 213L139 212V214L141 215V217L143 216V218L141 217H137V221H135V224L133 222V226H130L132 225V217L130 214L134 215L132 213V211ZM198 210V208H197ZM4 211V212H3ZM76 211V212H75ZM96 211V210H95ZM107 211V212H106ZM114 213H112V212ZM168 211V212H167ZM189 211V210H188ZM201 211L198 210V212L201 213ZM14 212V213H13ZM27 212V213H26ZM101 212V213H102ZM158 212V214H157ZM186 212V211H185ZM8 213V214H7ZM11 213V214H10ZM32 213V214H31ZM75 213V214H74ZM102 213V214H103ZM130 213V214H129ZM155 213V214H153ZM197 213V212H196ZM204 213V212H203ZM206 213V211H205ZM107 214H110V216H108ZM129 214V217H130V220L128 219L127 215ZM138 214V215H139ZM174 215V217H172V215ZM124 215V216H123ZM155 217V215L158 217ZM165 215V216H164ZM176 215V216H175ZM198 215H202V214H196V216ZM207 215V214H206ZM119 216H121L119 218ZM204 216V214H203ZM201 216V217H203ZM67 217V218H66ZM116 217V218H115ZM124 217H127L124 218ZM134 217L136 218V215H134ZM133 217V219H134ZM199 217V216H198ZM205 217V216H204ZM14 218V219H13ZM23 218V219H22ZM73 218V219H72ZM106 218V219H107ZM154 218V219H152ZM166 218V219H165ZM9 219V220H8ZM143 220V224L144 226L142 228H139L140 224L139 223V220ZM147 219V221H146ZM153 220V222H150V220ZM159 219V220H158ZM104 220V219H103ZM108 220V219H107ZM106 220V221H107ZM140 220V223H142V221ZM151 220V221H152ZM157 222H156V221ZM192 220V218H191ZM191 220H187V221H190V223H187L190 227V224H191ZM72 221V222H71ZM105 221V220H104ZM130 221V222H129ZM156 223H155V222ZM169 221H174L172 222H169ZM186 221V222H187ZM193 221V220H192ZM102 222V221H101ZM121 222V223H122ZM130 224H129V223ZM137 222V224H136ZM167 222V223H166ZM169 222V223H168ZM212 222V221H210ZM33 223V224H32ZM70 223V224H69ZM74 225H73V224ZM149 223H154L153 225L149 224ZM72 224V225H71ZM142 224V225H143ZM166 224V225H165ZM8 225L10 226V229L8 227ZM67 225V226H66ZM70 225V226H69ZM151 225V226H150ZM23 226V227H22ZM136 226V227H135ZM138 226V227H137ZM159 226V227H158ZM169 226L171 227V229L169 228ZM13 227V228H12ZM18 227V228H17ZM52 227V228H51ZM121 227V229H119ZM133 227V228H131ZM15 228V230H14ZM17 228V229H16ZM22 228V229H21ZM24 228V229H23ZM28 228V229H27ZM56 228V229H55ZM123 229V230H122ZM127 229H131L130 231H137V233L134 235V233L132 232V234L134 236H141V238H143L144 240V244L145 246H147V249L146 251H141L139 250V248H136V247H132L131 244H128L129 241H126L127 238H124L125 234H126V237L128 236L129 232ZM144 229V231L142 230ZM10 230V231H9ZM49 230V231H48ZM118 230H121V231H118ZM127 232L125 233L124 232ZM142 230V231H140ZM177 232H180L181 230L179 229H176ZM7 231L9 233H7ZM56 231V232H55ZM140 231V232H139ZM155 231V232H154ZM157 231V232H156ZM167 231V232H166ZM3 232V233H2ZM27 232V233H26ZM48 232V233H47ZM120 232V234H119ZM122 232V234H121ZM124 232V233H123ZM176 232V231H175ZM11 233V234H10ZM112 233V235H111ZM117 233V235H116ZM141 233V234H140ZM143 233V234H142ZM152 233V234H151ZM6 236L4 238V235ZM130 233V235H132ZM139 234V235H138ZM11 237H10V236ZM154 235V236H153ZM168 235V236H167ZM3 236V237H2ZM30 236V237H29ZM144 236L146 238H144ZM157 236V237H156ZM9 237V238H8ZM4 238V239H3ZM108 239V240H107ZM36 242H35V241ZM8 241H11L8 240ZM7 241V242H8ZM2 242V241H0ZM34 242V244H32ZM46 242V243H45ZM105 242V243H104ZM171 243V244H168ZM42 243V244H41ZM3 244V245H2ZM37 244V245H36ZM110 244V245H109ZM168 244V245H167ZM2 245V246H1ZM34 245V247H33ZM37 246V247H36ZM48 246V247H47ZM103 246V247H102ZM113 246V247H112ZM167 246V247H166ZM173 246V245H172ZM45 247V248H44ZM132 247V248H131ZM218 247V248H217ZM43 250L40 251L39 250ZM123 248V249H122ZM263 249V250H262ZM165 254H163V251ZM173 251L171 254L169 253V251ZM251 250V251H250ZM30 251V250H29ZM39 251V252H38ZM79 250H77L78 252ZM141 251V252H140ZM162 251V252H161ZM169 253V255L167 254V252ZM255 251V253H254ZM40 253V255H38V253ZM76 252V251H74ZM152 252V253H151ZM252 254H251V253ZM82 253L81 251L79 253H76V254H79ZM145 253V254H144ZM162 255H161V254ZM174 253H176V255H174ZM98 254V255H97ZM103 254V255H102ZM115 254V255H114ZM129 254V255H128ZM173 254V255H172ZM225 254V255H224ZM32 257H30V256ZM137 255V256H136ZM140 255V257H139ZM164 255V257H162ZM172 255V256H171ZM39 256V257H38ZM41 256V257H40ZM81 256V255H80ZM120 256V257H119ZM143 256V257H142ZM180 256V257H179ZM186 256V257H185ZM84 255L81 257L83 258ZM117 257V258H116ZM129 257V258H128ZM138 257H139V260H138ZM152 259H150V258ZM155 257V258H154ZM162 257V258H161ZM188 257V258H187ZM30 259L28 260V259ZM36 258V259H35ZM38 258V259H37ZM40 258V259H39ZM140 261L139 263L137 262V260ZM140 258H142L140 260ZM160 258V260H159ZM187 258V259H185ZM192 258V259H191ZM226 258V259H225ZM229 258V259H228ZM244 258V259H243ZM84 259V258H83ZM98 259V260H97ZM123 259V260H122ZM126 263H125V261ZM211 259V260H210ZM225 259V260H224ZM228 259V261H227ZM249 259V260H248ZM36 261V262H33V261ZM44 260V261H42ZM101 260V261H100ZM111 260V261H110ZM115 260V261H114ZM128 260V261H127ZM145 260V261H144ZM154 260V262H153ZM159 260V261H158ZM42 261V262H41ZM97 261V262H96ZM99 261V262H98ZM135 261V262H134ZM143 261V262H142ZM151 261V262H149ZM191 261V262H190ZM195 263H194V262ZM224 261V262H222ZM230 261V262H229ZM240 263H239V262ZM31 262V263H30ZM148 262V263H147ZM244 262V263H243Z\"/></svg>",
  "mask_w": 264,
  "mask_h": 264
},
{
  "label": "bare ground",
  "instance_id": "obj_2",
  "mask_svg": "<svg viewBox=\"0 0 264 264\" xmlns=\"http://www.w3.org/2000/svg\"><path fill=\"white\" fill-rule=\"evenodd\" d=\"M6 1V0H5ZM59 1H60V4L58 5L57 3H59ZM76 1L77 0H11V1H9V3L8 4H6L7 2H4L3 0H0V84L2 85V83H4V82H6L7 83V81L8 82H10V84L11 83H13V84H15L16 85V87L17 88H22V89H25V90H27V91H30V90H34V88H35V85H36V80H39L41 77H46V78H48L47 79V81L50 79L51 80V82H53V83H55L56 81H57V77H56V70L58 71V72H63V71H59L58 69H56L55 70V68H54V70H55V73H54V71H50V70H52V69H50L49 71L47 70V68L45 67V69H44V65L43 64H40V63H38L37 61H40V60H36L37 59V57H40V56H38V55H40L41 53H42V51H40L41 53L39 54L38 52H37V49H41L42 48V46L43 45H45V44H49V45H51V46H56V45H58V42L56 41V38L59 40V36H60V34L64 31L65 32V30H67L66 32L68 33V37L69 38H71L72 40L71 41H74V43H75V45H76V47L78 48V50L80 51V52H87L88 50H93L94 48H96V50H98V52H97V56H98V58L100 59V60H97V61H99L100 62V64H98L100 67L102 66L103 67V70H100L101 68L100 67H97V65H96V67L97 68H99V72H101V71H105L106 73L109 71V72H111V70L115 67V63H119V61L121 62V60H119L118 62H114V59L119 55V53H117V55L115 54L116 52H117V50H123V49H125L126 50V52H129V51H127V48H123L124 47V45L127 43L128 44V42H130V41H126V43H124V40H122V38H119L120 37V35L118 36V34H119V30H118V34L117 33H115L112 29H114V28H112L111 30H110V28H109V30H98V28H96L94 25L96 24V23H94V27H90V26H87V25H85V24H81V23H85V22H82V20H80V22L81 23H79L78 22V18H80V17H75V18H77V22L78 23H75V18L73 19H68L67 17L65 18V16H66V13L65 12H68V11H66L68 8H70V6L69 5H71L73 2H75L76 3ZM80 1V0H79ZM90 2H93L92 4H95L96 3V1H100V0H89ZM162 1V0H161ZM171 1V0H170ZM179 1V0H178ZM211 1H213L214 2V0H211ZM223 1H227L228 2V4L230 5V4H238L240 1L242 2V1H244V0H223ZM257 1V0H256ZM256 1H253V2H256ZM262 1V0H261ZM264 1V0H263ZM188 1H185V3H187ZM205 2V1H204ZM202 0H190L187 4H184V1H183V4H177V7H176V5H172L173 7L171 8L170 7V5H169V7L165 10L164 9V11L166 12V15L164 14L163 16H164V19H165V17H167L168 15H167V13H169V16L170 15H172V17L174 18V21H171V22H177V21H179V20H184V18L186 17V16H188L189 18H191V17H194V18H196L198 21H200V22H198V23H200V24H198L197 22H196V20H195V22L194 23H196V25H198V27L196 28L197 30H196V34L194 33V35H197L198 33H200V31H204L205 29H206V27L205 26H209L210 27V25L209 24H207V23H210V21L212 20V21H214L215 19H217V18H219L220 17V19H217V20H215V24H211V26H214V25H217L218 23L216 22V21H221L223 18L222 17H225V16H223V15H220V16H217L215 19H214V17H215V15H216V12H221L224 8H226L227 6H228V4H227V2H222L221 0H220V4L219 5H217L218 3H219V1H216V2H218L217 4H215V3H213L214 5H212L211 4V6L210 5H208L209 4V2H210V0H209V2H208V4H206V2L204 3ZM100 3V2H99ZM105 3V2H104ZM103 3V4H104ZM153 3V2H152ZM154 3H155V0H154ZM163 3V2H162ZM161 2H160V4H162ZM167 3V2H166ZM165 3V4H166ZM168 3H169V1H168ZM6 4V5H5ZM143 4H145V3H143ZM151 4V3H150ZM172 4H173V2H172ZM253 4H257V3H253ZM263 4V3H262ZM100 5H102V4H100ZM105 5V4H104ZM149 5V4H148ZM168 5V4H167ZM252 5V4H251ZM69 6V7H68ZM90 6V5H89ZM95 6V5H94ZM103 6V5H102ZM106 6V5H105ZM108 6V5H107ZM106 6V7H107ZM126 6V5H125ZM128 6V5H127ZM162 6H164V5H162ZM166 6V5H165ZM68 7V8H67ZM97 7V6H96ZM99 7V6H98ZM101 7V6H100ZM104 7V6H103ZM106 7H105V9H106ZM141 7V6H140ZM147 7V6H146ZM154 7V6H153ZM156 7V6H155ZM161 7V6H160ZM231 7H233V6H231ZM241 7L242 6H240V5H237L236 6V9H235V12H237L236 10H238V12L239 13H235V15L236 14H239V16L240 17H238V16H235V15H233V16H231L232 18H230L229 19V17H228V19L229 20H225L226 21V23L228 24L227 25V27L228 26H230L231 27V23H230V25H229V21H231V19H233V17L235 16V18H234V20L235 19H239V18H241V20L244 22V21H246L245 20V18H247L248 17V15H249V17H248V19H247V21L246 22H248V23H250L249 21H250V18H251V13L250 14H248V15H246L247 17H242V14H244L243 13V10H245V9H241ZM248 7V6H247ZM252 7H253V5H252ZM86 8V7H85ZM87 8H89V7H87ZM109 8V7H108ZM163 8V7H162ZM165 8V7H164ZM233 8H235V7H233ZM245 8V7H244ZM57 9V12L55 11ZM128 9V8H127ZM133 9V8H132ZM152 9V8H151ZM158 9H159V7H158ZM161 9V8H160ZM159 9V10H160ZM189 9V10H188ZM228 9V8H227ZM230 9V8H229ZM249 9V8H248ZM252 9V8H251ZM251 9H249V10H247V11H250ZM263 9V8H262ZM137 10H139L138 8H137ZM156 10V9H155ZM232 10V9H231ZM242 11V14H241V12L240 11ZM264 10V9H263ZM55 11V12H54ZM95 11V10H94ZM141 11V10H140ZM144 11V10H143ZM154 11V10H153ZM161 11V10H160ZM234 11V10H233ZM253 11V10H252ZM258 11V10H257ZM85 12V11H84ZM92 12V11H91ZM103 12V11H102ZM110 12V11H109ZM112 12V11H111ZM142 12V11H141ZM165 12H162V14L163 13H165ZM72 13V12H71ZM81 13V12H80ZM138 13V12H137ZM145 13V12H144ZM160 12H158V14H159ZM222 14H224L223 12H221ZM245 13L247 14V12L245 11ZM249 13V12H248ZM255 13H258V12H255V10H254V14ZM68 14H69V12H68ZM87 14V13H86ZM226 14V13H225ZM241 14V15H240ZM259 14V13H258ZM257 14V15H258ZM261 14V13H260ZM132 15V14H131ZM138 15V14H137ZM143 15V14H142ZM145 15V14H144ZM150 15H151V13H150ZM160 15H161V13H160ZM227 16H229L228 15V13L226 14ZM232 15V14H231ZM245 15V14H244ZM257 15H256V17H257ZM262 15H264V14H261V16ZM67 16H69V15H67ZM75 16V15H74ZM80 16V15H79ZM112 16V15H111ZM153 16V15H152ZM162 15H161V17H163ZM252 16H253V14H252ZM131 17V16H130ZM134 17V16H133ZM138 17H140V16H138ZM160 17V16H159ZM158 17V18H159ZM188 17H186V18H188ZM237 17V18H236ZM83 18V17H82ZM135 18V17H134ZM137 18V17H136ZM143 18V17H142ZM147 18H148V16H147ZM152 18V17H151ZM155 18V17H154ZM153 18V19H154ZM157 18V17H156ZM253 18H255V17H253ZM252 18V19H253ZM257 18H260V16H258ZM51 19H54V21L52 20V22L50 21ZM85 19V18H84ZM146 19V18H145ZM252 19H251V22H252ZM73 20H75V21H73ZM130 20H132V19H130ZM139 20H140V18H139ZM142 20V19H141ZM170 20V19H169ZM224 20V19H223ZM222 20V21H223ZM234 20H232V21H234ZM235 20V23H233L232 22V25L233 24H237V22L240 20ZM264 19H262V20H260L261 21V23L259 22V20H257V19H255L254 21V25L253 26H248L249 24L247 23V27H246V23L244 24V26H235L236 27V30L235 31H237V34H240V37H239V35H238V37L239 38H236V37H234V36H236L234 33H232V34H234V35H232V36H230L229 37V35L230 34H228L227 32H229L228 31V29H229V27L226 29L225 28V30L226 31H223V34L225 35V33L224 32H226L227 34H228V37L225 35L224 37H226V38H223L222 40V42L220 43L219 41L221 40V37H223L222 36V34L221 35H219V36H221V37H219L220 39H219V41H218V38L216 37V39L217 40H215V41H218V44L217 45H215V43L214 44H212L213 42H211V43H206V44H208L207 45V47H199L198 49H194V50H196V51H194L192 54H190L189 55V57L187 58V59H185V61L187 62V61H189L188 63H191L193 60V62L194 63H196L197 64V62H198V64H200V63H206L207 65H209V67L211 66V68L212 69H214L216 72H218V70L219 69H223V66L226 64V62L228 63V60H229V58L233 55V53L235 52V54H236V50H238L240 47V49H243L242 48V46L244 47V46H246V44H244L245 42L246 43H248V42H252L253 41V43H254V40L256 39V40H258L259 39V37H260V39L262 40V39H264L263 38V36L262 35H264V28L263 29H261L262 27H261V25L260 24H263L264 23V21H263ZM91 21V20H90ZM94 21V20H93ZM146 21V20H145ZM150 21V20H149ZM185 21V20H184ZM211 21V22H212ZM225 21H223V22H225ZM237 21V22H236ZM109 22V21H108ZM129 22V21H128ZM155 22V21H154ZM157 22V21H156ZM187 22V21H186ZM191 22V21H190ZM120 24V22H117V26ZM130 23V22H129ZM202 23H204V25H202ZM213 23V22H212ZM217 23V24H216ZM222 23V22H221ZM220 23V24H221ZM240 23H241V21H239V24L238 25H240ZM260 23V24H259ZM92 24V23H91ZM90 23H89V25H91ZM122 24V23H121ZM179 24V23H178ZM252 24V23H251ZM104 25H105V23H104ZM108 26H109V24H107ZM146 25V24H145ZM155 25H156V23H155ZM159 25V24H158ZM181 25V24H180ZM100 28H101V26L100 25H98ZM136 26V25H135ZM134 26V27H135ZM167 26V25H166ZM173 26V25H172ZM218 26L219 25H217V28H218ZM233 26V27H234ZM107 27V26H106ZM118 27H120V26H118ZM155 27V26H154ZM153 27V28H154ZM156 27H158L157 25H156ZM155 27V28H156ZM168 27V26H167ZM191 27V26H190ZM196 27V26H195ZM194 27V28H195ZM261 27V28H260ZM102 28H103V25H102ZM121 28V27H120ZM147 28V27H146ZM173 28H177V27H174L173 26ZM208 28V27H207ZM211 28L212 27H210V28H208L209 30H211ZM219 28H221V27H219ZM218 28V29H219ZM157 29V28H156ZM168 29V28H167ZM216 29V27H214V29H213V31ZM218 29L216 30V32L217 33H220V32H218ZM232 29V28H231ZM233 29H235V28H233ZM232 29V30H233ZM115 30V29H114ZM158 30V29H157ZM191 30V29H190ZM222 30V29H221ZM230 30V29H229ZM123 31H125V30H123ZM122 31V32H123ZM174 32H175V29L173 30ZM186 31V30H185ZM212 31V30H211ZM235 31H233V32H235ZM116 32H117V30H116ZM121 32V33H122ZM137 32V31H136ZM162 32V31H161ZM169 32H170V30H169ZM178 32H179V34H178ZM187 32V31H186ZM212 33V32H207V38L209 39L210 38V36H209V34H211L212 33V35L214 34H217V33ZM133 33V32H132ZM193 33V32H192ZM205 33V32H204ZM204 33H201L202 35L204 34ZM168 34V33H167ZM167 34H166V38H167ZM170 35V34H169ZM168 35V36H169ZM176 35H178L177 37H176V40H183V41H190V42H192L191 41V39H192V37H194V35L192 34V35H190L189 33H184V32H181L180 30H178L177 32H176ZM205 35L203 36V41H204V38H205ZM211 35V36H212ZM218 35V34H217ZM65 36V35H64ZM122 36V35H121ZM143 36V35H142ZM163 36H165V35H163ZM173 36V35H172ZM201 36V35H200ZM199 36V37H200ZM261 36H262V38H261ZM123 37H125V36H123ZM127 37V36H126ZM126 37L125 38H123V39H125L126 40ZM139 37V36H138ZM174 37H175V35H174ZM69 38H66V39H69ZM162 38V37H161ZM165 38V39H166ZM173 38V37H172ZM206 38V39H207ZM64 39V38H63ZM133 40L134 38H130L129 40ZM150 39V38H149ZM154 39H156V38H154ZM164 39V38H163ZM211 39H212V41H213V37H211ZM128 40V39H127ZM136 39H134L133 40V42L135 41ZM140 40V39H139ZM153 40V39H152ZM171 40V41H170ZM176 40H174V39H166V42H165V44H164V42H162V44H164V45H169L170 43H172L173 41L175 42ZM195 40H196V38H195ZM260 40V41H261ZM98 41H99V43H98ZM137 41V40H136ZM135 41V42H136ZM197 41H198V39H197ZM202 41V42H203ZM60 42V41H59ZM62 42V41H61ZM70 42V41H69ZM68 42V43H69ZM154 42V41H153ZM193 42H194V39H193ZM199 42H200V40H199ZM137 43H139V41H137ZM147 43V42H146ZM145 43V41H144V44H146ZM131 43H129V45H130ZM140 44H141V42H140ZM149 44V43H148ZM161 44V43H160ZM172 44H174V43H172ZM196 44V43H195ZM220 44V45H219ZM255 44V43H254ZM48 45V46H49ZM134 45V44H133ZM158 45H159V43H158ZM202 45H205V44H202ZM201 45V46H202ZM73 46V45H72ZM126 46V45H125ZM131 46H132V44H131ZM130 46V47H131ZM139 46V45H138ZM144 46V45H143ZM159 46H162L160 49H166V47L165 46H163V45H159ZM169 46H171V45H169ZM248 46V48H249V45H247ZM246 46V47H247ZM128 48H130L129 46H127ZM140 47V46H139ZM139 47H137L138 49H139ZM165 47V48H164ZM251 47V46H250ZM76 48V49H77ZM148 48V47H147ZM39 49V50H40ZM45 49H46V47H45ZM131 49H135V47L134 48H131ZM138 49H135V51L134 50H132L133 52H137V50ZM43 50V49H42ZM129 50V49H128ZM140 50V49H139ZM150 50V49H149ZM152 50V49H151ZM164 50H162V52L158 49V51L156 52L157 54H153L154 56L156 55V59L154 60V57H153V60H154V62H155V64L153 63V61L151 62V61H149V64H147V65H143V66H141L142 67V69H141V71H142V73L144 74V76L146 77L145 78V80L146 81H144V82H146V89L144 88L143 89V91L142 92H144L145 91V95L146 96H143V94H142V92H141V98L140 99H142L141 101H137L135 98H133V96L135 95V93H128V95H126L125 94V92H124V94H121V96L120 97H118L119 98V100L118 101H116V103L115 104H113L114 106H113V108H114V112H113V115H112V117H111V119H110V128L113 130V132L116 134V135H118V137H120V138H122L124 141H131V140H133L134 141V135H135V133L136 132H134V128L136 127V125L138 124V126L137 127H139V123L138 122H141V120H142V118H141V120H140V117L142 116L143 117V115H145V114H143V112L145 111L146 112V110H147V107H148V105H151V104H149V103H151L152 101H151V99H153L154 98V95H156V90H158V88H159V85H160V83H159V80L161 79V80H163V78L161 77V75L162 74H164V70L165 69H167L168 71H169V69L167 68V65H168V55L166 54V50L164 51ZM248 50V49H247ZM34 51V52H33ZM77 51V50H76ZM132 51H130V52H132ZM168 51V50H167ZM241 51H243V50H241ZM35 52H37L36 54H37V57H34V55H33V53L35 54ZM140 52H142V51H140ZM140 52H138L137 54H139ZM160 54H159V53ZM239 52V51H238ZM72 53V52H71ZM89 53V52H88ZM134 53V54H135ZM146 53V52H145ZM180 53H182V52H180ZM249 53V52H248ZM29 54H32L31 56L29 55ZM79 54V53H78ZM90 54H91V52H90ZM120 54H122V53H120ZM127 54V53H126ZM125 54V55H126ZM238 54H240V53H238ZM77 55V54H76ZM116 55V57H114ZM149 55H151V54H149ZM152 55V56H153ZM158 55V56H157ZM176 55V54H175ZM262 55V54H261ZM72 56V55H71ZM78 56V55H77ZM87 56V55H86ZM151 56V57H152ZM181 56V55H180ZM83 57V56H82ZM92 57H93V55H92ZM124 57V56H123ZM129 57V56H128ZM150 57V58H151ZM185 57V56H184ZM50 58V57H49ZM95 58H96V56H95ZM118 58H119V56H118ZM179 58V57H178ZM232 60L231 61H233L234 60V56H232ZM53 59V58H52ZM80 59V58H79ZM120 59H121V57H120ZM124 59V58H123ZM128 59V58H127ZM44 60H45V58H44ZM54 60V59H53ZM60 60V59H59ZM117 60V59H116ZM147 60V59H146ZM148 60H150V59H148ZM239 60V59H238ZM81 61V60H80ZM92 61H93V59H92ZM124 61V60H123ZM136 61V60H135ZM170 62H171V60H169ZM175 61V60H174ZM177 61H178V59H177ZM196 61V62H195ZM259 61V60H258ZM41 62H44V61H42L41 60ZM95 62V61H94ZM126 62V61H125ZM59 63V62H58ZM90 63V62H89ZM127 63V62H126ZM91 64V63H90ZM94 65H95V63H93ZM136 64V63H135ZM151 64V65H150ZM153 64V65H152ZM184 64V63H183ZM246 64V63H245ZM55 65V64H54ZM118 65V64H117ZM124 65V64H123ZM129 65V64H128ZM141 65V64H140ZM173 64H171V66H172ZM176 65H177V63H176ZM257 65H259V63L257 64ZM262 65V64H261ZM261 65L259 66V67H261ZM64 66H66L65 64H64ZM70 66V65H69ZM139 66V65H138ZM185 66V65H184ZM200 66V65H199ZM204 66V65H203ZM120 67V66H119ZM122 67V66H121ZM120 67V68H121ZM176 67V66H175ZM181 67H182V65H181ZM193 67V66H192ZM208 67V68H209ZM225 67V66H224ZM57 68V67H56ZM85 67H83V69H84ZM89 68V67H88ZM96 68V69H97ZM120 68H118V69H120ZM172 68V67H171ZM174 68V67H173ZM184 68V67H183ZM188 68V67H187ZM200 68V67H199ZM253 68V67H252ZM257 68V70H260V68H258V66L256 67ZM263 68V67H262ZM82 69V70H83ZM92 69L94 70V68H93V66H92ZM91 69V70H92ZM179 69H181V68H179ZM178 69V70H179ZM190 69V68H189ZM193 69V68H192ZM191 69V70H192ZM255 69V68H254ZM93 70H92V72H93ZM114 71H116V69H113ZM188 70V69H187ZM186 70V71H187ZM200 70V69H199ZM97 71V70H96ZM95 71V72H96ZM175 71V70H174ZM197 71H198V69H197ZM220 71V70H219ZM247 71V70H246ZM255 71V70H254ZM253 71V72H254ZM104 72V73H105ZM108 72V73H109ZM113 72V71H112ZM125 72V71H124ZM176 72V71H175ZM188 72V71H187ZM195 72V71H194ZM211 72V71H210ZM209 72V73H210ZM221 72V71H220ZM235 72V71H234ZM237 72V71H236ZM83 73V72H82ZM96 73H98V72H96ZM103 73V72H102ZM103 73V74H104ZM182 73V72H181ZM185 73V72H184ZM203 73V72H202ZM252 73V72H251ZM260 72L258 71V74H259ZM87 74V73H86ZM101 74V73H100ZM167 73L165 72V75H166ZM177 74V73H176ZM198 74V73H197ZM211 74V73H210ZM214 74L217 76V74L214 72ZM256 74H257V71H256ZM257 74V75H258ZM262 74H263V71H262ZM262 74H260V75H262ZM66 75V74H65ZM105 76H106V74H104ZM108 75V74H107ZM114 75V74H113ZM180 75V74H179ZM211 75H213V74H211ZM220 75H221V73H220ZM220 75H219V77H220ZM252 76H253V74H251ZM259 75V76H260ZM64 76V75H63ZM143 76V75H142ZM160 76V77H159ZM163 76V75H162ZM177 76V75H176ZM191 76V75H190ZM214 76V75H213ZM234 76V75H233ZM259 76H257L258 77V79H259ZM65 77H67V75L65 76ZM65 77H63V78H65ZM69 77H70V75H69ZM112 77V76H111ZM179 77V76H178ZM203 77H204V75H203ZM218 77V76H217ZM46 78H45V80H46ZM62 78V77H61ZM61 78H60V80H61ZM63 78H62V80H63ZM84 78V77H83ZM87 78V77H86ZM209 78V77H208ZM208 78H207V80H208ZM253 78V77H252ZM264 77H262V78H260V79H263ZM42 79H44V78H42ZM71 78H69V80H70ZM121 79V78H120ZM183 79V78H182ZM189 79V78H188ZM204 79V78H203ZM210 79V78H209ZM219 79V78H218ZM229 79H231V78H229ZM254 79H255V74H254ZM254 79H252L253 81H254ZM257 79V80H258ZM41 80V79H40ZM82 80V79H81ZM160 80V81H161ZM185 80V79H184ZM228 80V79H227ZM247 80H248V78H247ZM256 80V81H257ZM55 81V82H54ZM66 83L67 82H69V86H67V85H65L64 83V86H66L65 87V89L67 88V90H63V91H58V93L57 94H59L58 95V97L56 98V96H54V95H52V96H54V97H49V98H45V100L43 101V103H44V105H43V107L45 106V109H43L44 111L46 110L47 112H49L50 113V111H59V112H61L62 110H64L63 108H72V109H77L76 107V104H77V102L79 101V100H81L78 96L79 95H77V93L79 92V90H78V86H76V84L75 83H72L73 82V80H71L72 82H70V81H66V80H64ZM180 81V80H179ZM231 81H234V79L233 80H231ZM237 81V80H236ZM253 81H249V83H251L252 82V84H253ZM49 83H50V81H48ZM58 82V81H57ZM63 81H61L60 83H62ZM82 82V81H81ZM84 82V81H83ZM123 81H121V83H122ZM138 82V81H137ZM143 82V83H144ZM192 82V81H191ZM204 82H206V81H204ZM219 82H221V81H219ZM226 82V81H225ZM258 83H254V84H259V88L261 87V89H259V90H257L256 89V91H257V95H258V91H261V92H263L264 93V91H263V86H262V82L260 83V81H257ZM42 83V82H41ZM60 83H58V84H60ZM211 83H212V81H211ZM229 83V82H228ZM238 83V82H237ZM244 83V82H243ZM5 84V83H4ZM9 84V83H8ZM86 84V83H85ZM123 84V83H122ZM191 84V83H190ZM193 84V83H192ZM205 85H206V83H204ZM231 84V83H230ZM264 84V83H263ZM41 85V84H40ZM121 85V84H120ZM208 85H209V83H208ZM212 85H213V83H212ZM224 85V84H223ZM55 86V85H54ZM57 86H59V85H57ZM197 86V85H196ZM199 86H200V84H199ZM201 86H202V84H201ZM207 86V85H206ZM232 86V85H231ZM247 86V85H246ZM10 87V86H9ZM37 87V86H36ZM123 87H124V85H123ZM123 87H120V88H122L123 89ZM186 87H188L187 85H186ZM218 87H219V85H218ZM239 87V86H238ZM255 87H256V85H255ZM58 88H60V86L58 87ZM57 88V89H58ZM183 88V87H182ZM190 88V87H189ZM188 88V89H189ZM210 88V87H209ZM215 88V87H214ZM224 88V87H223ZM2 89H4V88H2ZM21 89V90H22ZM36 89V88H35ZM194 89V88H193ZM198 89H201V88H198ZM206 89V88H205ZM204 89V90H205ZM242 89V88H241ZM37 90H38V88L36 89V90H34V91H36L37 92ZM54 90V89H53ZM61 90V89H60ZM117 90V89H116ZM127 90V89H126ZM142 90V89H141ZM140 90V91H141ZM186 90V89H185ZM195 90V89H194ZM246 90V89H245ZM245 90H244V92H245ZM23 91V90H22ZM38 91H40V90H38ZM124 91V90H123ZM129 91H130V89H129ZM128 91V92H129ZM178 91V90H177ZM208 91V90H207ZM216 91V90H215ZM224 91H225V89H224ZM237 91V90H236ZM254 91H255V89H254ZM43 92H45V91H43ZM52 92V91H51ZM83 92V91H82ZM120 92V91H119ZM133 92V91H132ZM135 92V91H134ZM155 92V93H154ZM202 92V91H201ZM211 92H213V90L211 91ZM220 91H218V93H219ZM261 92L259 93V94H261ZM22 93V92H21ZM101 93V92H100ZM137 93H138V91H136V96H137ZM181 93V92H180ZM197 93V92H196ZM200 93V92H199ZM207 93V92H206ZM217 93V94H218ZM224 94H225V92H223ZM241 93H242V91H241ZM241 93H239V95L241 94ZM1 94V93H0ZM3 94V93H2ZM23 94H24V92H23ZM38 94V93H37ZM132 94H134V95H132ZM153 94V95H152ZM159 94V93H158ZM170 94H171V92H170ZM193 94V93H192ZM211 94H213V97L215 96V92L214 93H211ZM222 94V93H221ZM255 94V93H254ZM88 95V94H87ZM101 95V94H100ZM204 95V94H203ZM210 95V94H209ZM256 95V96H257ZM263 95V94H262ZM32 96V95H31ZM135 96V97H136ZM153 96V98H151ZM159 96V95H158ZM172 96H173V94H172ZM174 96H176L175 94H174ZM173 96V97H174ZM208 96V95H207ZM212 95H210V97H211ZM22 97V96H21ZM138 97V96H137ZM136 97V98H137ZM140 97V96H139ZM142 97H144V98H142ZM172 97V100H171V98H170V100H171V105L169 104V103H167V101H165L166 102V105H168V106H166V105H164L165 107L164 108H160V110H159V112H157L156 114V117H157V119L156 120H158V122L156 123V124H154L156 127H157V129L159 128V130H160V128H165V130H166V128H167V126L165 125L166 123H164L165 121L163 120V118L161 119V117L162 116H164L163 115V111H161L162 109H164L165 111H167L166 112V114H165V118L167 117V115H168V117H167V119L168 118H170V119H168L169 120V122L172 120L171 118V116H173V115H171V114H174L175 115V112H172L173 110V108H175L177 105H179L178 103H179V101H177L178 103H176V98L174 99ZM224 97H226V95L224 96ZM259 97V96H258ZM1 98V97H0ZM3 98V97H2ZM24 98V97H23ZM23 98H22V101H23ZM93 98V97H92ZM117 98V99H118ZM151 98V99H150ZM162 98H164V97H162ZM169 98V97H168ZM179 98V97H178ZM182 98H184L183 96H182ZM260 98V97H259ZM28 99V98H27ZM31 99H33V98H31ZM30 99V100H31ZM39 99V98H38ZM95 99V98H94ZM93 99V100H94ZM173 99L175 100L174 102H172L173 101ZM186 99H187V97H186ZM192 99V98H191ZM210 99V98H209ZM215 99V98H214ZM217 99H219V98H217ZM217 99H216V102H217ZM1 100V99H0ZM29 100V99H28ZM40 100V99H39ZM84 100V99H83ZM83 100H81L82 102H83ZM139 100V99H138ZM154 100V99H153ZM168 100V99H167ZM180 100V99H179ZM182 100V99H181ZM184 101H185V99H183ZM212 100V99H211ZM210 100V101H211ZM254 100V99H253ZM256 100H257V98H256ZM259 100L260 99H258L257 101L259 102ZM4 101V100H3ZM11 101V100H10ZM25 101V100H24ZM80 101V102H81ZM94 101H96V100H94ZM151 101V102H150ZM164 100H162V102H163ZM187 101V100H186ZM31 102H32V100H31ZM30 102V103H31ZM42 102V101H41ZM87 102V101H86ZM85 102V103H86ZM97 102V101H96ZM188 102V101H187ZM212 102V101H211ZM210 102V103H211ZM220 102V101H219ZM260 102H261V100H260ZM7 103V102H6ZM26 103H27V101H26ZM29 103V104H30ZM42 103V104H43ZM92 102L90 101V103H87L88 105L89 104H91ZM161 103V102H160ZM198 103V102H197ZM249 103V102H248ZM254 103V102H253ZM257 103V102H256ZM0 104H1V101H0ZM3 104H5L4 102H3ZM25 104V103H24ZM181 104V103H180ZM213 104H215V102H213ZM212 104V105H213ZM259 104H261V103H259ZM263 104V103H262ZM33 105V104H32ZM38 105H40V104H38ZM83 105H84V103H83ZM93 105V104H92ZM101 105V104H100ZM163 105V104H162ZM161 105V106H162ZM169 105H170V107L171 108H169ZM203 105V104H202ZM216 105V104H215ZM214 105V106H215ZM218 105H220L219 103H218ZM224 105V104H223ZM254 105H255V103H254ZM254 105H252V106H254ZM9 106V105H8ZM8 106L6 107V106H3V105H0V115H2V114H5L7 111H8ZM11 106V105H10ZM9 106V107H10ZM35 106V105H34ZM37 106V105H36ZM85 106V105H84ZM91 106V105H90ZM157 106H160L159 104L157 105ZM191 106H193V105H191ZM210 106V105H209ZM252 106H251V108H252ZM256 106H258V104H256ZM15 107V106H14ZM20 107V106H19ZM25 107V106H24ZM31 107V106H30ZM42 107V106H41ZM79 107V106H78ZM82 108L81 109H84L83 108V106H81ZM86 107V106H85ZM167 107V108H166ZM177 107H179V106H177ZM250 107V106H249ZM260 107V106H259ZM28 108V107H27ZM80 108V107H79ZM88 108V107H87ZM149 108V107H148ZM166 108V109H165ZM214 108H216V106L214 107ZM213 108V106H212V108H210L209 109V111L211 110V109H214ZM254 108V107H253ZM252 108V109H253ZM258 108V107H257ZM262 108H263V106H262ZM10 109H11V107H10ZM9 109V110H10ZM16 109V108H15ZM86 109V108H85ZM93 109V108H92ZM159 109V108H158ZM176 109V108H175ZM188 109V108H187ZM219 109V108H218ZM217 109V110H218ZM224 109V108H223ZM250 109V108H249ZM31 110V109H30ZM34 110V109H33ZM88 110V109H87ZM89 110H90V108H89ZM88 110V111H89ZM93 110H95V109H93ZM170 110V111H169ZM216 110V109H215ZM251 110V109H250ZM250 110H248L249 112H250ZM259 110H260V108H259ZM262 110V109H261ZM14 111V110H13ZM68 111H69V109H68ZM88 111L86 112V114H84V115H88L89 113H88ZM90 111H92V110H90ZM89 111V112H90ZM96 111V110H95ZM208 111V112H209ZM255 111H257L256 109H255ZM8 112H10V111H8ZM12 112V111H11ZM38 112V111H37ZM43 112V111H42ZM75 112V111H74ZM73 112V113H74ZM84 112V113H85ZM154 112H155V110H154ZM169 112V113H168ZM207 112V113H208ZM251 112H253L254 113V111H251ZM258 112V111H257ZM257 112H256V114H257ZM19 113V112H18ZM35 113V112H34ZM52 113V112H51ZM50 113V114H51ZM88 113V114H87ZM109 113V112H108ZM153 113V112H152ZM200 113V112H199ZM206 113V112H205ZM246 113H247V111H246ZM245 113V114H246ZM252 113V114H253ZM13 114V113H12ZM77 114V113H76ZM177 114V113H176ZM200 114H202V113H200ZM222 114V113H221ZM32 115V114H31ZM30 115V116H31ZM36 115V114H35ZM70 115V114H69ZM179 115V114H178ZM197 115V114H196ZM213 115V114H212ZM242 115V114H241ZM244 115V114H243ZM254 115V114H253ZM258 115V114H257ZM261 115V114H260ZM8 116V115H7ZM27 116V115H26ZM76 116V115H75ZM199 116V115H198ZM207 116V115H206ZM208 116H210V115H208ZM248 116H249V114H248ZM250 116H252V115H250ZM1 117V116H0ZM36 117V116H35ZM40 117V116H39ZM60 117V116H59ZM88 117V116H87ZM86 117V118H87ZM96 117V116H95ZM108 117V116H107ZM123 117H124V119H123ZM145 117V116H144ZM175 117V116H174ZM179 117V116H178ZM177 116H176V118H178ZM197 117V116H196ZM201 117V116H200ZM212 117V116H211ZM240 117V116H239ZM239 117H237V118H239ZM256 117V116H255ZM9 118H10V116H9ZM25 118V117H24ZM38 118V117H37ZM73 118V117H72ZM164 118V119H165ZM193 118V117H192ZM214 118V117H213ZM244 118H245V116H244ZM2 119H4V118H2ZM20 119H22V117L20 118ZM78 119V118H77ZM79 119H81V117L79 118ZM84 118H83V116H82V120H83ZM166 119V120H167ZM200 119V118H199ZM202 119H205V117H204V114H203V117H202ZM234 119H236V118H234ZM240 119V118H239ZM254 119H256V118H254ZM264 119V118H263ZM6 120V119H5ZM4 120V121H5ZM9 120H11V119H9ZM23 121H22V123H20L21 124V129L18 131V129H17V132L15 133V137H17V138H27V140L31 137V138H33V135L35 134V132L36 131H34L33 130V126L32 125H34L33 123H34V120H35V118H34V116H32V117H26V119H22ZM91 120V119H90ZM206 120H207V118H206ZM228 120V119H227ZM244 120V119H243ZM1 121V120H0ZM16 121V120H15ZM69 121H72V120H70L69 119ZM84 121V120H83ZM152 121H153V119H152ZM164 121V122H163ZM182 121V120H181ZM198 121V120H197ZM205 121V120H204ZM210 121V120H209ZM214 121H215V119H214ZM229 121H230V119H229ZM239 121V120H238ZM257 121V120H256ZM3 122V121H2ZM20 122V121H19ZM72 122H74V119H73V121ZM96 122V121H95ZM94 122V123H95ZM125 122V123H124ZM150 122V121H149ZM219 122V121H218ZM226 122H228V121H226ZM254 122V121H253ZM258 122V121H257ZM17 123V122H16ZM15 123V124H16ZM67 123V122H66ZM87 123H88V121H87ZM85 123V124H83V127L84 126H88V125H91V127H93L92 126V124L91 123ZM93 123V122H92ZM142 123V122H141ZM174 123V122H173ZM181 123V122H180ZM184 123V122H183ZM198 123V122H197ZM214 123V122H213ZM230 123V122H229ZM245 123V122H244ZM249 123V122H248ZM262 123V121H260V123H259V129L258 130H254L255 128H253V130L250 128H245L243 125H241V128L237 125V127H239L240 128V130H239V128H238V131H239V133L238 134H236L237 135V137H235V140H232V141H234V144L231 142V144L233 145L231 148H227V146L226 145H223L222 146V143H221V148H220V151H219V153L217 152V154L214 156V161H213V165L211 166V171L214 173H217V174H221L222 173V171L224 172H226V174H225V176H223V178H222V174L220 175L221 177H217V175H215V177H217V178H215L214 177V179L213 180H211V181H213L212 183H215V187L213 188V186H214V184H213V186L211 185V184H209V185H207V187H208V191L206 192V190L204 191L203 190V192H201V190H199V187L200 186H204L203 184L204 183H206V182H204V181H201L202 182V184L199 182V183H197L198 185H196V186H199V187H196V186H194V187H192L193 185H194V183L192 184V190L193 191H191V192H193L192 194L193 195H191L192 196V198L190 197V199H193V200H195L194 201V203L196 202V205H199V207L197 206V208H198V210L199 211H201V207H204L205 208V211H206V213H205V211L203 210V208H202V210L203 211H201V213L200 212H198V210H197V208H196V212H195V210H193V209H188V210H179V209H182V207H180L179 205H178V207H177V203L174 205L175 207V209H178L176 212H177V216H176V218H171V219H174L176 222H175V224H173V225H175V227L173 226V228L171 229V227L169 226V228L171 229V235H170V237H169V239H170V242H172V245H170L171 247H173V248H175L176 249V251L177 252H180V255H181V253H183V255L185 254V253H187V249H188V247L190 246V244H191V246H192V243L195 245V244H202V245H205V246H220V247H224V249L226 250V253H227V255L228 256H230V258H232L230 261H232V262H236V260H238V258H242V255H243V257L245 256L244 254L246 253L245 251L246 250H248V249H261V248H263L264 249V168H263V166H261V164H259L258 163V159H259V157L261 158H264V123L262 124V127H261V124ZM77 124H78V122H77ZM169 124V123H168ZM211 124H212V122H211ZM234 124V123H233ZM238 124V123H237ZM249 124H251V123H249ZM1 125V124H0ZM18 125V124H17ZM81 125V124H80ZM97 125V124H96ZM143 125H144V123H143ZM176 124L174 123V125H172L173 127L175 126ZM180 125V124H179ZM257 125V124H256ZM20 126V125H19ZM74 126V125H73ZM151 126H153V124L151 125ZM171 126V125H170ZM169 125H168V127H170ZM171 126V127H172ZM178 126V125H177ZM189 126V125H188ZM196 126V125H195ZM228 128H232V127H229V125H226ZM226 126H225V128H226ZM233 126V125H232ZM236 126V125H235ZM234 126V128H236ZM243 126V127H242ZM249 126V125H248ZM71 127V126H70ZM76 127V126H75ZM94 127H95V125H94ZM106 127H107V125H106ZM142 127V126H141ZM146 127V126H145ZM156 127H155V129H153V130H157L156 129ZM182 127V126H181ZM255 127V126H254ZM44 128V127H43ZM79 128V127H78ZM85 128V127H84ZM87 128V127H86ZM89 128H90V126H89ZM88 128V129H89ZM140 128V127H139ZM139 128H137L136 130L138 131L139 130ZM176 128V127H175ZM203 128V127H202ZM257 128V127H256ZM261 128V129H260ZM4 129V128H3ZM71 129V128H70ZM107 129V128H106ZM170 129V128H169ZM224 129V128H223ZM92 130V129H91ZM96 130V129H95ZM135 130V131H136ZM148 130H150V129H148ZM165 130H161V131H165ZM192 130V129H191ZM195 130H197V129H195ZM202 130V129H201ZM209 130V129H208ZM234 130H236V129H234ZM233 130V128H232V130L231 131H233V133L234 132H237V131H234ZM2 131V130H1ZM16 131V130H15ZM71 131V130H70ZM141 131V130H140ZM140 131H138V133L137 134H140L139 132ZM144 131V130H143ZM150 131H152V130H150ZM154 131V132H155ZM158 131V130H157ZM157 131L155 132V133H157ZM169 131V130H168ZM172 131V130H171ZM228 131V130H227ZM230 131V133H232ZM41 132V131H40ZM47 132V131H46ZM72 132H74V131H72ZM133 132H134V134H133ZM192 132V131H191ZM217 132V131H216ZM223 132V131H222ZM76 133V132H75ZM92 133H93V131H92ZM97 133V132H96ZM161 133V132H160ZM163 133V132H162ZM173 133V132H172ZM183 133V132H182ZM215 133V132H214ZM227 133H229V132H227ZM229 133V134H230ZM232 133V134H233ZM3 134V133H2ZM14 134V133H13ZM37 134V133H36ZM35 134V135H36ZM149 134V133H148ZM153 134V133H152ZM179 134V133H178ZM228 134V135H229ZM231 134V135H232ZM235 134H233V135H235ZM9 135V134H8ZM34 135V136H35ZM93 135V134H92ZM172 135V134H171ZM97 136V135H96ZM137 136V135H136ZM149 136V135H148ZM223 136V135H222ZM6 137V136H5ZM9 137H10V135H9ZM38 137V136H37ZM42 137V136H41ZM91 137V136H90ZM133 137V138H132ZM149 137H151V136H149ZM157 137V136H156ZM2 138V137H1ZM0 138V139H1ZM4 138V137H3ZM233 138V137H232ZM41 139V138H40ZM47 139V138H46ZM231 139V138H230ZM34 140V139H33ZM82 140V139H81ZM94 140V139H93ZM96 140V139H95ZM222 140V139H221ZM23 141V140H22ZM31 141V140H30ZM64 141V140H63ZM223 141V140H222ZM221 141V142H222ZM231 140H229V142H230ZM13 142V141H12ZM14 142H16V141H14ZM25 142V141H24ZM29 142V141H28ZM36 142V141H35ZM78 142H79V140H78ZM83 142H84V140H83ZM87 142V141H86ZM89 142V141H88ZM7 143V142H6ZM22 143V142H21ZM20 143V144H21ZM26 143V142H25ZM37 143V142H36ZM66 143V142H65ZM95 143V142H94ZM119 143V142H118ZM117 143V144H118ZM139 143V142H138ZM141 143H142V141H141ZM154 143H156V141L154 142ZM226 143V142H225ZM67 144V143H66ZM69 144V143H68ZM73 144V143H72ZM85 144V143H84ZM96 144V143H95ZM94 144V145H95ZM116 144V143H115ZM230 144V143H229ZM8 145V144H7ZM15 145V144H14ZM30 145V144H29ZM98 145V144H97ZM97 145H95V146H97ZM126 145V144H125ZM129 145V144H128ZM142 145V144H141ZM140 145V146H141ZM166 145V144H165ZM216 145V144H215ZM214 145V146H215ZM218 145V144H217ZM220 145V144H219ZM228 145V144H227ZM39 146V145H38ZM74 146V145H73ZM115 146V145H114ZM133 146V145H132ZM131 146V147H132ZM226 146V147H225ZM8 147V146H7ZM10 148H8L7 149V153L10 155H14V154H16L17 152H16V150L15 149H13V148H11V147H14L13 145L11 146H9ZM79 147V146H78ZM94 146H92V147H85V145H83V147H82V149L84 150L83 152L86 154V153H88V152H90L89 154H91V152L93 151V150H95L94 148H93ZM120 147V146H119ZM220 147V146H219ZM51 148V147H50ZM71 148V147H70ZM96 148V147H95ZM108 148V147H107ZM110 148V147H109ZM115 148H116V146H115ZM137 148H138V146H137ZM140 148V147H139ZM144 148V147H143ZM151 148V147H150ZM21 149V148H20ZM53 149V148H52ZM62 149V148H61ZM67 149V148H66ZM69 149V148H68ZM67 149V150H68ZM76 149V148H75ZM79 149H80V153L82 152V149H81V146L79 147ZM99 149V148H98ZM124 149H126V148H124ZM147 149V148H146ZM149 149V148H148ZM165 149V148H164ZM5 150V149H4ZM24 150V149H23ZM77 150H78V148H77ZM76 150V151H77ZM104 150H105V148H104ZM106 150H108V149H106ZM112 150V149H111ZM123 150V149H122ZM140 150V149H139ZM141 150H143L142 148H141ZM1 151V150H0ZM26 151V150H25ZM24 151V152H25ZM58 151V150H57ZM60 151V150H59ZM76 151H71V150H69V152H62L63 154H60L61 156H62V160L60 161L59 160V162L57 161H55L56 163H58V165L61 167V170H60V172L61 171H63V173H66L64 176H67V177H65L66 179L64 180L63 179V182L65 181V185L66 186H68V188H69V191L71 192V189L73 188V186L74 187H76V184H77V182L79 181V179L82 177V175L84 176L85 175V173H87L89 170L86 168L87 166L86 165H84L85 166V168H84V170H83V168L81 167V166H78V162L76 163V161H77V158L78 157H80V156H77V152ZM79 151V150H78ZM103 151V150H102ZM127 151V150H126ZM148 151V150H147ZM151 151V150H150ZM171 151V150H170ZM217 151V150H216ZM29 152V151H28ZM52 152V151H51ZM97 152V151H96ZM100 152V151H99ZM132 152H133V150H132ZM149 152V151H148ZM164 152V151H163ZM194 152V151H193ZM192 152V153H193ZM197 152V151H196ZM208 152V151H207ZM215 152V151H214ZM5 153V152H4ZM44 153V152H43ZM59 153V152H58ZM93 153V152H92ZM105 153H107V152H105ZM104 153V154H105ZM126 153V152H125ZM127 153H129V152H127ZM126 153V154H127ZM130 153H131V149H130ZM146 153V152H145ZM155 153V152H154ZM2 154H3V152H2ZM45 154V153H44ZM79 154V153H78ZM100 154V155H99ZM109 154H110V152H109ZM108 154V155H109ZM138 154V153H137ZM141 154V153H140ZM143 154V153H142ZM7 155V154H6ZM20 155V154H19ZM25 155V154H24ZM37 155V154H36ZM87 155L88 154H86L85 156L87 157ZM94 155V154H93ZM93 155H91L90 157H94ZM95 155H99V156H103V155H101V153H96ZM112 155V154H111ZM130 155V154H129ZM132 155V154H131ZM15 156V155H14ZM23 156V155H22ZM26 156V155H25ZM39 156V155H38ZM37 156V157H38ZM81 156H84V154H81ZM85 156L84 157H82V158H84L85 159ZM105 156V155H104ZM140 156V155H139ZM244 157V156H246L248 159H249V161L247 160V161H245V160H242L240 157ZM48 157V156H47ZM89 157V156H88ZM87 157V158H88ZM98 157V156H97ZM96 157V158H97ZM126 157V156H125ZM153 157H154V154H153ZM22 158V157H21ZM26 158V157H25ZM31 158V157H30ZM35 158V157H34ZM33 158V159H34ZM52 158L53 159H55L56 158V160H57V156L55 155V157H53L52 156ZM58 158H59V155H58ZM86 158V159H87ZM142 158V157H141ZM242 160V162H240L241 160ZM42 159V158H41ZM45 159V158H44ZM43 159V160H44ZM47 159V158H46ZM50 159H51V157H50ZM79 159H81V158H79ZM91 159V158H90ZM89 159V160H90ZM95 159V158H94ZM98 159V158H97ZM100 159V158H99ZM99 159L97 160V161H99ZM110 159V158H109ZM191 159H193V158H191ZM244 159H246V158H244ZM31 160V159H30ZM34 160H36V159H34ZM82 160V159H81ZM108 160V159H107ZM113 160V159H112ZM144 160V159H143ZM240 160V161H239ZM15 161H17V160H15ZM29 161V160H28ZM27 161V162H28ZM39 161V160H38ZM37 161V162H38ZM47 161H50V160H47ZM47 161H45V162H47ZM94 161V160H93ZM103 161V160H102ZM136 161V160H135ZM248 162L249 163V165L250 166H252V167H254L255 169H254V173H252V175H250V174H248V172L249 171H247L248 170V168L246 169V165L248 166V164L246 163V165L244 164L245 162ZM0 162H1V160H0ZM30 162V161H29ZM44 162V163H45ZM53 162H54V160L52 161V164H53ZM86 162H88V161H86ZM86 162H85V164H86ZM133 162V161H132ZM141 162V161H140ZM244 162V163H243ZM20 163H23V161L21 160L20 161ZM35 163V162H34ZM48 163V162H47ZM51 163V162H50ZM50 163H49V165H50ZM88 163H90V162H88ZM108 163V162H107ZM116 163H117V161H116ZM130 163V162H129ZM155 163V162H154ZM171 163V162H170ZM169 163V164H170ZM211 163V162H210ZM25 164V163H24ZM39 164V163H38ZM80 164H81V162H80ZM110 165H111V163H109ZM122 164V163H121ZM136 164V163H135ZM33 165H37V164H33ZM44 165V164H43ZM82 165V166H83ZM88 165V164H87ZM102 165V164H101ZM123 165V164H122ZM142 165H143V163H142ZM161 165V164H160ZM21 166V165H20ZM40 166H42V165H40ZM55 166H57V164L55 165ZM90 166V165H89ZM98 166V165H97ZM100 166V165H99ZM97 167V168H99L98 169V171L100 170V168L101 167H103V166H100V167ZM108 166V165H107ZM125 166V165H124ZM137 166V165H136ZM146 165H144V167H145ZM210 166V165H209ZM13 167V166H12ZM27 167H28V165H27ZM35 167V166H34ZM94 167V166H93ZM105 167V166H104ZM128 167V166H127ZM141 167H143V166H141ZM194 167V166H193ZM199 167V166H198ZM23 168V167H22ZM59 168V167H58ZM114 167L112 166V169H113ZM115 168H116V166H115ZM125 168V167H124ZM137 168V167H136ZM136 168H134V169H136ZM140 168V167H139ZM138 168V169H139ZM163 168V167H162ZM164 168H166V170H167V167H164ZM163 168V169H164ZM13 169V168H12ZM35 169V168H34ZM43 169V168H42ZM46 169V168H45ZM85 169H87L86 170V172H85ZM101 169H103V168H101ZM107 168H105V170H106ZM133 169V168H132ZM132 169L130 170V171H132ZM133 169V170H134ZM142 169V168H141ZM144 169V168H143ZM160 169H161V167H160ZM251 169H253V168H251ZM251 169H249V170H251ZM5 169H3V171H4ZM14 170V169H13ZM26 170V169H25ZM38 170V169H37ZM48 170V169H47ZM145 170V169H144ZM209 170V172H210V169H208ZM30 171V170H29ZM96 172L95 171V173H100V172ZM101 171H103V173L104 172H106V171H104V170H101ZM139 171H141L140 169H139ZM163 171H165V169L163 170ZM168 171V170H167ZM172 171V170H171ZM175 171V170H174ZM252 171V170H251ZM250 171V172H251ZM27 172V171H26ZM32 172V171H31ZM35 172V171H34ZM40 172V171H39ZM108 172H109V170H108ZM112 172V171H111ZM111 172H110V175L109 176H111ZM136 172H138V171H136L135 170V175L137 174ZM142 172H144L143 170H142ZM173 172V171H172ZM212 172H210L211 174H212ZM224 172V173H225ZM63 173H61V178H62V175H63ZM89 173V172H88ZM94 173V174H95ZM116 173H118V171L117 172H115V173H113V174H116ZM130 173V172H129ZM132 173H134V171H132ZM5 175L4 176H2L1 177V183L3 184V186L5 187V189L6 190H9L10 191V193H14V194H16V197L18 198V199H25V198H28V192H26L24 189H22L21 187L23 186V185H26V182H24L25 184H23V181H24V177H25V171H24V169L23 170H21V168H17V169H15V171H12V172H8V174L7 173H4ZM23 174H24V176H23ZM33 174V173H32ZM31 174V175H32ZM37 174V173H36ZM93 174V173H92ZM139 174H140V172H139ZM142 174V173H141ZM158 174V173H157ZM187 174V173H186ZM200 174V173H199ZM29 175V174H28ZM34 175V174H33ZM32 175V176H33ZM60 175V174H59ZM108 174H106V175H102L103 177L102 178H100L101 177V175H99V177H98V175H96L98 178H100V179H98L95 175V177L98 179V180H104L105 178L104 177H106ZM135 175H133L132 177H134ZM161 175V174H160ZM224 175V174H223ZM30 176V175H29ZM37 176V175H36ZM63 176V177H64ZM86 176V175H85ZM87 176H89V175H87ZM114 176V175H113ZM130 176H131V173H130ZM144 177H145V174L143 175ZM142 176V177H143ZM167 176V175H166ZM182 176V175H181ZM89 177H92L93 178V176H89ZM88 177V178H89ZM112 177V176H111ZM111 177H107V178H110V179H112ZM131 177V178H132ZM140 177V178H139ZM143 177V178H144ZM146 177H147V175H146ZM158 177V176H157ZM27 178H28V176H27ZM40 178V177H39ZM50 178V177H49ZM83 178V177H82ZM114 178H118V177H114ZM156 178V177H155ZM155 178H154V180H155ZM168 178V177H167ZM171 178V177H170ZM184 178V177H183ZM221 178V179H220ZM90 179V178H89ZM88 179V180H89ZM97 179H96V181H97ZM115 179V180H116ZM126 180H127V178H125ZM145 179V178H144ZM143 179V180H144ZM148 179V178H147ZM159 179V178H158ZM158 179H156V180H158ZM165 179V178H164ZM192 179V178H191ZM197 179V178H196ZM209 178H207V180H208ZM211 179V178H210ZM209 179V180H210ZM26 180V179H25ZM61 180V179H60ZM83 180V179H82ZM93 180V179H92ZM91 179L89 180V181H92ZM114 179H112L111 181H110V183H114V186H116V183H118L117 182V180L116 181H113ZM141 176H136V177H134V179H133V181H132V179H130V181H129V183L128 184H135L134 186H138V188H140V186H139V183L141 184L142 182H141ZM146 180V179H145ZM145 180L143 181V184H144V182H145ZM169 180V179H168ZM194 180H195V178H194ZM205 181H207L206 179H204ZM27 181V180H26ZM42 181V180H41ZM53 181V180H52ZM94 181H95V179H94ZM105 181V180H104ZM113 181V182H112ZM128 181V180H127ZM151 181H152V179H151ZM161 181V180H160ZM180 181V180H179ZM178 181V182H179ZM185 181H188V179L186 180L185 179ZM184 181V182H185ZM193 181V180H192ZM28 182V181H27ZM44 182V181H43ZM85 182H87V179H86V181H84L83 183H85ZM103 182V181H102ZM105 182H107V180L105 181ZM123 182V181H122ZM130 182H132V183H130ZM134 182V183H133ZM162 182V181H161ZM169 182V181H168ZM182 182V181H181ZM183 182V183H184ZM190 182V181H189ZM197 182V181H196ZM204 182V183H203ZM39 183H40V181H39ZM39 183H38V185H39ZM52 183V182H51ZM61 183V182H60ZM92 183V182H91ZM101 183V182H100ZM125 183H127V182H125ZM160 183V182H159ZM180 183V182H179ZM186 183H188V182H186ZM211 183V182H210ZM28 184V183H27ZM89 184V183H88ZM103 184H106V183H104L103 182ZM123 184H124V182H123ZM142 184V185H143ZM176 184V183H175ZM174 184V185H175ZM217 184V185H216ZM64 185V184H63ZM90 185V184H89ZM94 185V184H93ZM107 185V184H106ZM147 185V184H146ZM185 185V184H184ZM188 185H189V183H188ZM206 185V184H205ZM27 186V185H26ZM54 186V185H53ZM80 186V185H79ZM96 186V185H95ZM99 186H100V184H99ZM103 187H105V185H102ZM113 186V187H114ZM123 186H127V185H123ZM122 186V183H121V187H123ZM129 186V185H128ZM145 186V185H144ZM190 186V185H189ZM25 187V186H24ZM41 187V186H40ZM62 187V186H61ZM60 187V188H61ZM72 187V188H71ZM81 187V186H80ZM109 188V186L107 185L106 186V188ZM112 187V188H113ZM167 187V186H166ZM180 187V186H179ZM185 188H186V185L184 186ZM196 187V188H195ZM28 188V187H27ZM43 188H45V187H43ZM66 187H64V189H65ZM67 188V189H68ZM77 188V187H76ZM92 188H93V186H92ZM95 188V187H94ZM93 188V189H94ZM98 188V189H97ZM99 188H100V190H99ZM106 188H104L105 190H106ZM107 188V189H108ZM112 188L111 189H109L110 191H113L114 189H115V187H114V189L112 190ZM125 188V187H124ZM123 188V189H124ZM134 188H136V187H134ZM134 188H132L133 190H134ZM137 188V189H138ZM182 188V187H181ZM184 188V189H185ZM195 188V189H194ZM204 188H206V186L204 187ZM203 188V189H204ZM26 189V188H25ZM88 189V188H87ZM103 188L102 187H96V189L94 190V195H95V193H96V190H99V191H101L100 193H102V192H104L103 190H102ZM121 189V188H120ZM129 189V188H128ZM131 189V188H130ZM129 189V190H130ZM137 189H136V191H137ZM152 189H153V187H152ZM162 189V188H161ZM168 189V188H167ZM188 189V188H187ZM200 189H202V187H200ZM4 190V189H3ZM19 190H21V192L19 193V194H17L18 193V191ZM28 190V189H27ZM58 190V189H57ZM62 190H63V188H62ZM139 190V189H138ZM155 190V189H154ZM153 190V191H154ZM73 191V190H72ZM76 191V190H75ZM88 191V190H87ZM99 191H98V195L100 194L99 193ZM135 191V190H134ZM135 191V192H136ZM140 191L141 190H139V193H140ZM144 191V190H143ZM146 191V190H145ZM55 192V191H54ZM64 193H66V190L65 191H63ZM106 192V191H105ZM105 192H104V194H105ZM123 192V191H122ZM132 192V191H131ZM184 192V191H183ZM206 192V193H205ZM56 193V192H55ZM60 193V192H59ZM68 193V192H67ZM86 193V192H85ZM113 193V192H112ZM112 193H110L109 194V196L112 194ZM138 193V192H137ZM144 193V192H143ZM156 193V192H155ZM168 193V192H167ZM171 193V192H170ZM176 193V192H175ZM180 193V192H179ZM46 194V193H45ZM50 194V193H49ZM73 194V193H72ZM88 194V193H87ZM97 194V193H96ZM104 194L102 193V194H100L99 195V197H100V199H101V195H103L104 196ZM107 194V193H106ZM106 194H105V196H106ZM120 194V193H119ZM133 194V193H132ZM131 194V195H132ZM136 194V193H135ZM141 194V193H140ZM150 194V193H149ZM161 194V193H160ZM174 194V193H173ZM178 194V193H177ZM183 194V193H182ZM190 194V193H189ZM30 195V194H29ZM57 195V194H56ZM113 195V194H112ZM205 195V196H204ZM27 196V197H26ZM104 196V197H105ZM108 196V195H107ZM126 196H128V195H126ZM133 196V195H132ZM138 196V195H137ZM143 196V195H142ZM153 196V195H152ZM202 196H204V197H202ZM46 197V196H45ZM58 197V196H57ZM64 197V196H63ZM91 197V196H90ZM99 197L94 201V198H92L91 199V201H90V199L86 202V204H88V205H86L85 206V204L84 203H81V205L79 206V208H78V219H79V222H76L75 221V225L72 227V228H66V229H63V230H61V232H59V234L56 232V234L57 235H55V233H53V234H50V238L49 237H47V241L50 239V242H49V244L51 243V248H50V245H48L49 246V248H47V250L43 253V256H44V258L42 257L41 259H48L49 260V262H51L50 264H90L91 262H93L94 260H96L95 258H94V256H96V255H94V253H95V248H97V247H94L95 245H99L98 243L96 244V242H98L99 240H103V239H106V237H108V236H106L107 234L106 233H110V232H113V234H114V232H116L117 231V228L119 227V226H121L122 224H123V222L121 221V219H123L121 216H119V218L121 217V219H117L116 217V219H110V218H103L102 217V220H101V216H103L104 215V209H108L109 208V205H107L108 207H105L104 208V206H105V204H106V202L109 200V198L111 197H109L108 198V200L107 201H104L103 202V200L104 199H107V198H104L103 199V197H102V203H99L100 201V199H99ZM129 197V196H128ZM162 196H160V198H161ZM180 197V196H179ZM207 198L205 201H206V203H205V206H200L201 204V202H202V200L204 201V199H201V201L199 200V198ZM68 198V197H67ZM75 198V197H74ZM152 198V197H151ZM159 198V197H158ZM39 199V198H38ZM53 199V198H52ZM60 199V198H59ZM78 199V198H77ZM112 199V198H111ZM114 199H116V197L114 198ZM120 199V198H119ZM129 199H130V197H129ZM135 199V198H134ZM162 199V198H161ZM169 199V198H168ZM179 199H181V198H179ZM187 199V198H186ZM189 199V201H191ZM73 200V199H72ZM87 200V199H86ZM117 200V199H116ZM139 200V199H138ZM142 200V199H141ZM176 200V199H175ZM27 201V200H26ZM94 201V202H93ZM97 201H99V202H97ZM122 201V200H121ZM125 201H127V200H125ZM172 201V200H171ZM179 201V200H178ZM187 201H188V199H187ZM186 201V202H187ZM75 202V201H74ZM90 202V203H89ZM92 202L93 203H95V202H97V205H95V204H92ZM109 202V201H108ZM107 202V203H108ZM115 202V201H114ZM117 202V201H116ZM132 202H133V200H132ZM132 202L130 201V203L132 204ZM139 202V201H138ZM197 202L199 203V204H197ZM98 203L101 205V204H103L104 203V206H101V209L103 210V212L100 210V205H98ZM142 203V202H141ZM184 203V202H183ZM187 203H189V202H187ZM191 203H193V201L191 202ZM82 204H84V205H82ZM110 204V203H109ZM114 204L115 203H113V205L112 206H114ZM127 204V203H126ZM134 204V203H133ZM181 204V203H180ZM22 205V204H21ZM60 205V204H59ZM78 205V204H77ZM94 207H93V206ZM123 205V204H122ZM143 205V204H142ZM188 205V204H187ZM186 205V206H187ZM90 206H92V207H90ZM99 206V210L98 209H95V208H97ZM118 206V205H117ZM134 207L136 206V203L133 205ZM167 206V205H166ZM172 206V205H171ZM194 206H195V204H194ZM194 206H192V207H194ZM104 209H103V208ZM129 207V206H128ZM143 207V206H142ZM191 207V206H190ZM196 207V206H195ZM32 208H34V207H32ZM77 208V207H76ZM112 208H114V207H112ZM111 208V209H112ZM122 208V207H121ZM139 208H140V206H139ZM146 208V207H145ZM148 208V207H147ZM146 208V209H147ZM183 208H186V207H184L183 206ZM1 209V208H0ZM96 211H95V210ZM115 209V208H114ZM123 209V208H122ZM134 209V208H133ZM135 209H136V207H135ZM141 209V208H140ZM175 209H174V212H173V214H175ZM126 210V209H125ZM139 210V209H138ZM143 210V209H142ZM148 210V209H147ZM150 210V209H149ZM148 210V211H149ZM153 210V209H152ZM157 209L155 208V211H156ZM108 211V210H107ZM106 211V212H107ZM143 211H145V210H143ZM154 210H153V212H155ZM186 211V212H185ZM4 212V211H3ZM76 212V211H75ZM103 214H102V213ZM112 212V211H111ZM116 212H118V210H116ZM134 212H136L135 210L134 211H132V213L134 214V215H136V218L134 217V215H132V214H130L131 216H133L134 217V219H133V217L131 218L132 220V225H130V226H133V222H134V224H135V221L134 220H136L137 221V217H141V213H143V212H141V210L140 211H138V214H139V212H141L139 215L137 214V213H134ZM168 212V211H167ZM204 212V213H203ZM14 213V212H13ZM27 213V212H26ZM113 213V212H112ZM149 213H150V211H149ZM202 214L201 216H203V214H204V216L203 217H201L200 215H198V216H196V214ZM8 214V213H7ZM11 214V213H10ZM32 214V213H31ZM75 214V213H74ZM114 214V213H113ZM129 214L127 215V217H128V219L130 220V217H129ZM153 214H155V213H153ZM157 214H158V212H157ZM173 214H171L172 215V217H174V215ZM207 214V215H206ZM108 216H110V214H107ZM142 215H146L147 217L149 216L148 215V213H146V214H142ZM106 215H104V217H105ZM124 216V215H123ZM165 216V215H164ZM127 217H124V218H126L127 219ZM153 217H154V215H153ZM155 217H157L156 215H155ZM154 217V218H155ZM67 218V217H66ZM141 218H143V216L141 217ZM154 218H152V219H154ZM158 218V217H157ZM191 218H192V220H191ZM14 219V218H13ZM23 219V218H22ZM73 219V218H72ZM105 221H104V220ZM151 219V220H152ZM166 219V218H165ZM9 220V219H8ZM107 220V221H106ZM139 220V219H138ZM141 220V219H140ZM140 220H139V223L138 224H140V226H139V228H138V230L140 229V228H142L143 226H144V224H143V220H141L142 221V223H140ZM150 220V222H153V220L151 221ZM159 220V219H158ZM187 220H191V224H190V227H189V225L187 224V223H190V221H187ZM102 221V222H101ZM123 221H124V219H123ZM146 221H147V219H146ZM156 221V220H155ZM154 221V222H155ZM187 221V222H186ZM210 221H212V222H210ZM72 222V221H71ZM122 222V223H121ZM125 222V221H124ZM130 222V221H129ZM128 222V223H129ZM144 222H145V220H144ZM157 222V221H156ZM155 222V223H156ZM169 222H171V221H169ZM168 222V223H169ZM172 222H174V221H172ZM172 222H171V224H172ZM167 223V222H166ZM33 224V223H32ZM70 224V223H69ZM71 224V225H72ZM126 225H127V228H129L128 226V224L127 223H125ZM125 224L124 225H122V227L124 226V228H126V226H125ZM130 224V223H129ZM136 224H137V222H136ZM143 224V225H142ZM149 224H151V225H153L152 223H149ZM150 225V226H151ZM166 225V224H165ZM67 226V225H66ZM70 226V225H69ZM142 226V227H141ZM154 226V225H153ZM8 227H9V229H10V226L8 225ZM23 227V226H22ZM134 227V226H133ZM133 227H131V228H133ZM136 227V226H135ZM138 227V226H137ZM155 227V226H154ZM159 227V226H158ZM13 228V227H12ZM18 228V227H17ZM16 228V229H17ZM52 228V227H51ZM22 229V228H21ZM24 229V228H23ZM28 229V228H27ZM56 229V228H55ZM119 229H121V227L119 228ZM176 229H179V230H181L180 232H177V230ZM14 230H15V228H14ZM123 230V229H122ZM127 230L129 231V232H127ZM126 230V232L127 233H129L128 234V236L126 237V234H125V236H124V238H127V240L126 241H129V243L128 244H131V246L132 247H136V248H139V250H141V251H146V249H147V246H145V244H144V240H143V238H141V236H134L136 233H137V231H130L131 229H127ZM133 230H134V228H133ZM143 231H144V229H142ZM142 230H140V231H142ZM10 231V230H9ZM49 231V230H48ZM118 231H121V230H118ZM139 231V232H140ZM142 231V232H143ZM176 231V232H175ZM124 232H125V230H124ZM123 232V233H124ZM125 232V233H126ZM132 232L134 233V235L132 234ZM145 232V231H144ZM155 232V231H154ZM157 232V231H156ZM167 232V231H166ZM3 233V232H2ZM7 233H9L8 231H7ZM21 233H25V229H24V232L23 231H20V230H15L14 232H13V237H11L10 235V239H11V241H8V240H10V239H8L7 241H6V239H5V243L6 244H4V246H2V248H0V264H28V261H26V255L28 254V253H31V246L29 245V243L30 242H28L30 239H32L30 236V238H29V240H28V238H27V236H28V233H27V235L25 236V234H21ZM48 233V232H47ZM130 233L132 234V235H130ZM11 234V233H10ZM119 234H120V232H119ZM121 234H122V232H121ZM141 234V233H140ZM143 234V233H142ZM152 234V233H151ZM4 235V234H3ZM111 235H112V233H111ZM116 235H117V233H116ZM139 235V234H138ZM1 236V235H0ZM7 236V235H6ZM5 235H4V238L6 237ZM154 236V235H153ZM168 236V235H167ZM3 237V236H2ZM143 237V236H142ZM157 237V236H156ZM3 238V239H4ZM9 238V237H8ZM109 238V237H108ZM144 238H146L145 236H144ZM0 239H1V237H0ZM108 240V239H107ZM0 241H2V242H0V243H3V241L4 240H0ZM35 241V240H34ZM104 241V240H103ZM36 242V241H35ZM100 242V241H99ZM46 243V242H45ZM105 243V242H104ZM32 244H34V242L32 243ZM42 244V243H41ZM168 244H171V243H169L168 242ZM167 244V245H168ZM37 245V244H36ZM110 245V244H109ZM28 246H30V248L31 249H29L28 248ZM47 246V247H48ZM33 247H34V245H33ZM37 247V246H36ZM103 247V246H102ZM113 247V246H112ZM131 247V248H132ZM167 247V246H166ZM217 247V248H218ZM45 248V247H44ZM37 248H35L33 251H35ZM123 249V248H122ZM262 249V250H263ZM30 250V251H29ZM39 250H40V248H39ZM77 250H79L78 252H77ZM40 251H42L43 252V250H40ZM74 251H76V252H74ZM82 252V253H80V255L79 254H76V253H79V252ZM140 251V252H141ZM163 251V250H162ZM161 251V252H162ZM169 251V250H168ZM168 251H166L167 252V254L169 255V253L171 252H173V251H169V253H168ZM249 251V250H248ZM251 251V250H250ZM264 251V250H263ZM39 252V251H38ZM38 252H36V253H38ZM147 252V251H146ZM245 252V253H244ZM152 253V252H151ZM170 253V254H171ZM251 253V252H250ZM254 253H255V251H254ZM145 254V253H144ZM161 254V253H160ZM163 254H165L164 253V251H163ZM252 254V253H251ZM31 255H33V253H31ZM38 255H40V253H38ZM84 255V259L83 258H81L82 256ZM98 255V254H97ZM103 255V254H102ZM115 255V254H114ZM129 255V254H128ZM162 255V254H161ZM166 255V254H165ZM173 255V254H172ZM171 255V256H172ZM174 255H176V253H174ZM225 255V254H224ZM30 256V255H29ZM137 256V255H136ZM167 256V255H166ZM31 257V256H30ZM39 257V256H38ZM41 257V256H40ZM120 257V256H119ZM139 257H140V255H139ZM139 257H138V260H139ZM143 257V256H142ZM162 257H164V255L162 256ZM161 257V258H162ZM180 257V256H179ZM186 257V256H185ZM32 258V257H31ZM117 258V257H116ZM129 258V257H128ZM150 258V257H149ZM155 258V257H154ZM166 258V260H164V262H162V260H161V264H191V263H189V259H187V258H185V259H187L186 260V262H184V263H180V262H178L177 260H176V258H174V257H169V259H167L168 258V256L167 257H164V259ZM240 258V259H241ZM28 259V258H27ZM30 259V258H29ZM28 259V260H29ZM36 259V258H35ZM38 259V258H37ZM40 259V258H39ZM136 259V258H135ZM142 258H140V260H141ZM150 259H152V258H150ZM192 259V258H191ZM226 259V258H225ZM224 259V260H225ZM229 259V258H228ZM228 259H227V261H228ZM244 259V258H243ZM98 260V259H97ZM123 260V259H122ZM137 260V259H136ZM137 260V262L139 263L140 261H138ZM159 260H160V258H159ZM158 260V261H159ZM211 260V259H210ZM249 260V259H248ZM30 261H31V259H30ZM42 261H44V260H42ZM41 261V262H42ZM101 261V260H100ZM111 261V260H110ZM115 261V260H114ZM124 261H125V259H124ZM128 261V260H127ZM145 261V260H144ZM229 261V262H230ZM33 262H36L35 260L33 261ZM46 262H47V260H46ZM46 262H45V264H46ZM97 262V261H96ZM99 262V261H98ZM135 262V261H134ZM143 262V261H142ZM149 262H151V261H149ZM153 262H154V260H153ZM191 262V261H190ZM194 262V261H193ZM222 262H224V261H222ZM239 262V261H238ZM241 262V261H240ZM239 262V263H240ZM31 263V262H30ZM94 263V262H93ZM92 263V264H93ZM125 263H126V261H125ZM133 262L131 261V264H132ZM141 263V262H140ZM148 263V262H147ZM195 263V262H194ZM244 263V262H243ZM105 264V263H104ZM127 264V263H126ZM130 264V263H129ZM135 264V263H134ZM137 264V263H136ZM142 264V263H141ZM156 264V263H155ZM158 264V263H157ZM220 264V263H219ZM222 264H228V263H222ZM230 264V263H229ZM236 264V263H235Z\"/></svg>",
  "mask_w": 264,
  "mask_h": 264
}]
</instances>
